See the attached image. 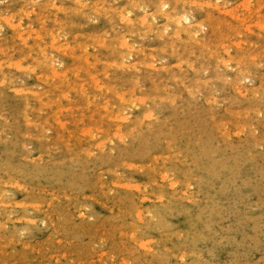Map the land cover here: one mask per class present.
<instances>
[{
  "label": "rangeland",
  "instance_id": "obj_1",
  "mask_svg": "<svg viewBox=\"0 0 264 264\" xmlns=\"http://www.w3.org/2000/svg\"><path fill=\"white\" fill-rule=\"evenodd\" d=\"M24 1H25V3H24ZM27 1L29 2V4L27 3ZM35 1L36 0H22V1H19V0H0V15H1L0 16V46H2V47H0V52L2 53L0 56V66H1L0 67V139H1L0 140V165H1L0 170L3 169V167H4V169L0 171V178H3V179H0V189H1L0 190V199H1L0 200V206L2 205L0 207V222H1L0 223V264H164L165 263L164 261H167L169 259L172 262L171 264H179L178 262H180V264H183V263L185 264L187 261L189 262V260L193 264H194V261L196 264H200V262H201V264H217L218 262H220L218 264H240V263H242V264H257V263L262 264V262L264 264V259H263V256H264V203H262V201L264 202V199H263L264 198V193H263L264 192V188H263L264 185H262V184H264V167H262V166H264V159H263L264 158V156H263L264 155V144H263L264 143V133H263L264 132V129H263L264 128V124H263L264 123V121H263L264 120L263 119L264 118V116H263L264 115L263 114L264 109H262L264 107V104H263L264 103V96H263L264 95V92H263L264 89H262V88H264V86H262V85H264V81H263L264 80V76H263V74H264V37H262V36H264V16H263L264 15L263 14V12H264V0H260V1H258V0H252V1L251 0H247V1L246 0H213V1L212 0L211 1L210 0H205V1H203V0H193V1L192 0H190V1L189 0H183V1L179 0L178 3H176V0H166V1L164 0V2L162 0H161V2H160V0H153V1L152 0H145L144 2H142L143 0H138V1L136 0L137 4H139V6L136 4V1H134V0H114V1L113 0H100L101 2L98 0L99 1V2L97 1L98 3L96 2V0H91L92 2L90 0H89V2H88V0L87 1L86 0H74V1L73 0H62L63 2H61V0L60 1H58V0H50V1L49 0H37L38 3H34ZM64 1H65V3H64ZM84 2L86 3V5ZM142 3H144V5ZM195 3H197V4L195 5ZM23 4H24V6H23ZM60 4H62V5H60ZM127 4H129V5H127ZM131 4L133 5L132 9L133 8H136V9H134V10L130 9ZM134 4H136V5H134ZM155 4H157V5H155ZM211 4H213V5H211ZM218 4H219V6H218ZM221 4H223V5H221ZM249 4L252 7L251 11H249V8H250ZM35 5H36V7H35ZM88 5H90V7ZM92 5L93 6L96 5V6L93 7ZM116 5L118 7L120 6V8H118ZM121 5L125 6L126 8L125 7L121 8L122 7ZM161 5H163V6H161ZM202 5H203V7H202ZM261 5H263V6L261 7ZM22 6H23V8H22ZM38 6H40V7H38ZM67 6H70V7H68V9L66 10ZM109 6H110V8L108 9ZM137 6H138V9H137ZM160 6H161V8H160ZM192 6H194V7H192ZM77 7L79 8V10ZM92 7L94 8V10L92 9ZM139 7H140V9H139ZM141 7L143 9H145L147 12L146 11L144 12L143 9H141ZM196 7H198L197 10H196ZM164 8H165V10H163ZM190 8L191 9L194 8L195 11L191 10ZM199 8L200 9L203 8V9L200 10ZM89 9H91V10H89ZM97 9H100V10H97ZM127 9H129V10L127 11ZM208 9H210V10H208ZM213 9L215 12L212 11ZM63 10H64V12H63ZM130 10H131V12H130ZM33 11H34V13H33ZM80 11H82V12H80ZM84 11H85V13H84ZM94 11H97V12H94ZM99 11H101V12H99ZM109 11H113L114 14H113V12H109ZM186 11H188V12H186ZM217 11L219 14L217 13ZM235 11H236V13H235ZM104 12H108V13L105 14ZM152 12H156V13H152ZM177 12H179V13H177ZM250 12L251 13L253 12V14H251ZM36 13H38V14H36ZM80 13H81V15L85 14V16L84 15L80 16ZM102 13H104V14H102ZM187 13H189V14H187ZM227 13H228V15H227ZM247 13H248V15H247ZM63 14L65 17H63ZM97 14H98L99 18H98V16H96ZM148 14H150V15H148ZM185 14H186V16H185ZM242 14L245 17L242 16ZM93 15L96 17H94ZM101 15H103V16L101 17ZM105 15H107V17H105ZM116 15H117V18H116ZM125 15H127V16H125ZM153 15L156 16L157 18L153 17ZM167 15H171L175 18L182 16L183 21L181 22L180 26H177L175 22L167 19ZM89 16L92 18H89ZM121 16H123V17H121ZM187 16L190 17L189 18V19H191L190 21H188L189 19L185 20V17H187ZM209 16H210V18H208ZM109 17L115 18V21H114V19L112 21V18H109ZM130 17L134 20H132ZM140 17H142V19ZM198 17H199V19H198ZM136 18H138V19H136ZM228 18H230L231 20ZM233 18H234V21L231 24V21L233 20ZM6 19H10V20L12 19L10 24L12 23L13 27H12V25H10L8 23V21H4ZM117 19H119V20H117ZM121 19H122V21H121ZM241 19H242V21H241ZM66 20H67V22H66ZM108 20L110 22H108ZM135 20H137V21H135ZM148 20H150V21L148 22ZM151 20H152L153 24H151L152 23ZM258 20H259V22H258ZM138 21L140 24L138 23ZM65 22L67 23L66 26H68V27L65 26V24H66ZM70 22H72V23H70ZM183 22H185V23H183ZM131 23L133 25L136 24V26L135 25L133 26ZM17 24H18V26H17ZM61 24H62L63 28L60 27ZM112 24H114L115 26L117 25V26L115 27ZM119 24H122L125 27L122 26L123 27V29H122L120 27L121 25H119ZM41 25H42V27H41ZM118 26H119V28H117ZM143 26H144V28H141ZM170 26L173 28L171 29ZM212 26L214 28L213 31H215L214 33L212 32V29H213ZM16 27H17V29H16ZM64 27H66V28H64ZM151 27L154 29H151ZM111 28H112V30H111ZM60 29L62 32H60ZM64 29H66V30H64ZM113 29H114V31H113ZM166 29L169 31H167ZM120 30L122 33L120 32ZM197 30H199V32ZM245 30H247V31H245ZM116 31H117V34H116ZM127 31H129V32H127ZM142 31H143V33H142ZM183 31H185V32H183ZM192 31H195V32H192ZM242 31L244 32V34L242 33ZM252 31H254V32H252ZM257 31H259L260 34H258ZM105 32H107V33H105ZM153 32H154V34H153ZM249 32L251 35L248 34ZM39 33H40V35H39ZM96 33H98V34H96ZM100 33H103L104 35L100 34ZM91 34H94V36ZM118 34L120 35V37L118 36ZM158 34H161V35L159 36ZM188 34L190 37L188 36ZM257 34L260 37L257 36ZM261 34H262V36H261ZM20 35H21V38L17 37ZM100 35L102 36V38ZM137 35H139V36H137ZM157 35L159 36L158 38H157ZM175 35H177V36H175ZM51 36H54L56 38H54V37L52 38ZM104 36H105V38H104ZM115 36H116V38H115ZM121 36L125 37L127 42H128V45L132 46L133 49H135L134 50V56H133V58L131 57L132 59L131 58L130 59H126V58L123 59L122 58V56L125 55V53H124L125 51L123 49L119 48V45H118V42H119ZM144 36L147 38H145ZM203 36H204V38H203ZM88 37L91 40H89ZM106 37L108 40L110 39L112 42L110 40L106 41L107 40ZM108 37H110V38H108ZM129 37H131V38L129 39ZM149 37H152V39L150 40ZM153 37L154 38L156 37V38L154 39ZM178 37H181V38H178ZM200 37H202V39ZM219 37H220V39H219ZM261 37L263 38V40ZM113 39H115V40H113ZM187 39H189V40H187ZM207 39H208V42L206 43ZM94 40H96V41H94ZM101 40L103 42L97 43L98 41H101ZM183 40H184V42H183ZM180 41L183 44L180 43ZM77 42L81 43V44L78 45V44H76ZM83 42H87L88 45L90 43L91 44H90V46H88L87 43H83ZM129 42H131V43H129ZM137 42H139L140 45L137 44ZM188 42L192 43L191 47H190V44ZM18 43H22L21 44L22 46ZM37 43H39L40 49L38 48ZM94 43H95V45L97 43L96 46L97 47L99 46V47L98 48L96 46L93 47L92 45H94ZM108 43H109V45H108ZM30 44H31V46H30ZM42 44H43V48L41 47ZM66 44H68V45H66ZM99 44L102 46L103 50ZM167 44L169 46L170 45H174V46L176 45V46L175 47H172V46L169 47V46H167ZM194 44H195V46H194ZM211 44L213 46H211ZM104 45H107V47ZM3 46H4V48H3ZM57 46H59V47L63 46V47L59 48ZM70 46L72 49H69ZM109 46H110V49H109ZM116 46H117V48H116ZM10 47H11V49H10ZM55 47H56V50H59V51H56V50L53 51ZM50 48H51V50H50ZM100 48H101V50H100ZM173 48L176 52H174ZM8 49H10V50H8ZM42 49H43V51H42ZM62 49L63 50L68 49V51L67 50L63 51ZM116 49L118 50L117 52H116ZM186 49H188V50H186ZM245 49H246V52H245ZM18 50L22 51V52L20 53ZM31 50L33 52H31ZM96 50H97V52H96ZM98 50H100V51L98 52ZM112 50L113 51L115 50V51L113 52ZM160 50H161V52H160ZM182 50L186 51V52L184 53ZM193 50H194V52H193ZM205 50H206V52L204 53ZM226 50H228L229 53ZM259 50H261V51H259ZM28 51H29V53L27 54ZM37 51H39V53ZM138 51H140V52H138ZM171 51L173 53H176V54H173ZM200 51H202V53ZM35 52H37V55H35ZM46 52H48V53H46ZM110 52H112L111 55H109ZM120 52H122V53H120ZM179 52L180 53L182 52L181 55L179 54ZM3 53H5V55H3ZM6 53H8L9 55H7ZM18 53H20V54H18ZM24 53H26V55ZM97 53H99V54H97ZM119 53L122 56L118 55ZM164 53H166V54H164ZM139 54H141V55H139ZM170 54H173V55H170ZM197 54L200 57H198ZM260 54L262 55V57ZM19 55H21L22 58ZM22 55H25V56H22ZM176 55L178 57H175ZM201 55L202 56L204 55L203 58ZM211 55H212V57H211ZM11 56H12V58H9ZM35 56H36V58H34ZM80 56H82V57L80 58ZM94 56H96V57L94 58ZM150 56L152 59H150ZM154 56H155V58H154ZM28 57H30L31 59ZM41 57H42V59H41ZM103 57L106 59H104ZM161 57H164L165 59L164 58L161 59ZM204 58H206V59H204ZM102 59H104V61ZM172 59H174V60H172ZM229 59H231V61ZM79 60L82 62H80ZM89 60L91 62L92 61L93 62L91 63ZM94 60L97 63L99 61H101L100 63H102V62L103 63L99 65V63L98 64L95 63ZM112 60H113V62H112ZM248 60H250V61H248ZM254 60H255V63L253 62ZM8 61L11 63V65L8 63ZM40 61H42L41 63L43 65L46 64V67H48V68H46L45 66H42ZM77 61H79V62H77ZM208 61H209V63H208ZM13 62H16V64ZM17 62H19L18 65H17ZM33 62H34V64H33ZM46 62L48 63V65ZM261 62H263V63H261ZM52 63H53V65H52ZM118 63H119V65H118ZM188 63L190 66L188 65ZM247 63H249V64H247ZM91 64H92V66H91ZM104 64H105V66H108V68H107L108 70L105 67H104L105 69L103 68ZM127 64L129 65V67L131 69L128 67ZM197 64H199V65H197ZM73 65H76V66H73ZM101 65H102V67H101ZM206 65H207V67H206ZM226 65H228V66H226ZM178 66H179V68H178ZM204 66L207 69L202 68ZM216 66H217V68H216ZM50 67H52L53 69H56V67H57V70L59 69V71H62V73L66 72L67 73L66 77L63 79L58 77L59 79H56L52 75H49V74H52V72H53L52 71L53 69ZM74 67H76V69ZM86 67H87V69L89 68L90 70L88 69V71H87ZM208 67L210 68V71H209ZM219 67H221V68H219ZM231 67H232V69H231ZM67 68L68 69L70 68V69L68 70ZM93 68H94V70L91 71V69H93ZM102 68H103V70H102ZM138 68L139 69L141 68L140 71L137 70ZM185 68L187 69V71L185 70ZM46 69L47 70L50 69L51 73H50V70L47 71ZM83 69H84V71H83L84 73L82 72ZM73 70H75V72ZM201 70H203L204 73ZM223 70L225 72H223ZM45 71H47V72H45ZM85 71H87V73H85ZM196 71H198V72L196 73ZM241 72H242V74H240ZM71 73H72V75H71ZM172 73H174L175 75ZM199 73H201V74H199ZM246 73H248V75ZM253 73L255 75L257 74L259 76H257V75L255 76ZM76 74H77V76H76ZM3 75H4L5 79H4ZM10 75H12V76H10ZM69 75H71V76H69ZM117 75L118 76L120 75L119 78H117L118 77ZM183 75H184V77H185V75L187 76V77H185L186 80L182 78ZM201 75H203V76H201ZM224 75L225 76L227 75V76L225 77ZM78 76L79 77L81 76V78H78ZM111 76H112V79H111ZM114 76L116 79L113 78ZM157 76H159V78ZM198 76H200V78H202V79H199ZM243 76H245V77H243ZM248 76H250L252 78L254 77L255 79L253 80L252 78H250ZM261 76H263V77H261ZM45 77H46V79H45ZM176 77H178V78H176ZM179 77H180V79H179ZM242 77L245 79H243ZM257 77L258 78L261 77L262 80H260L261 78L257 79ZM120 78L124 79V80H121ZM222 78H223V82H221ZM55 79H56V82H55ZM72 79L75 81V83L72 81ZM138 79H139V82H137ZM161 79H163V80H161ZM197 79H199V80H197ZM208 79H211L212 82H211V80H208ZM227 79L230 81L228 82ZM52 80H53V82H51ZM61 80L65 81V82H63ZM97 80H98V82H97ZM104 80L106 82H107V80L109 81L107 83V85H106V82H104ZM125 80H127V81H125ZM214 80H215V83H213ZM225 80H227V81H225ZM3 81H4V83H3ZM45 81H46V83H45ZM68 81H70L72 83H70ZM189 81H191V82L189 83ZM207 81H209V82H207ZM250 81H252V82H250ZM22 82H24V83H22ZM66 82H68V84ZM124 82H126V84ZM180 82H182L183 84ZM51 83H53V84H51ZM86 83H88V85ZM92 83H93V85H92ZM121 83L124 85L125 88L122 87V85H120ZM177 83H179V84H177ZM202 83L204 84V86ZM220 83H221V85H220ZM233 83H235V84H233ZM49 84H50V86H49ZM100 84H101V86H100ZM211 84H212V86H211ZM215 84H217V85H215ZM51 85H53L55 88ZM65 85H67V86H65ZM109 85H111V86H109ZM136 85H137V87H136ZM138 85L142 89L141 90L142 92L140 91ZM172 85H173V87L171 88ZM206 85L209 87L207 88ZM2 86H4V90H3ZM76 86H77V88L74 89ZM96 86H97V89L95 88ZM112 86H113V88H111ZM141 86L142 87L144 86L145 88L144 87L142 88ZM158 86H159V88H158ZM223 86H225V87L223 88ZM228 86H229V88H228ZM260 86H262V88L258 89ZM41 87H42V89H41ZM60 87H62L63 90H62V88L59 89ZM66 87H68V89ZM85 87H87V89ZM186 87H187V89H186ZM9 88H10V91H9ZM22 88H24V90ZM106 88H108L109 91ZM155 88H157V90ZM216 88H218L219 90H217ZM11 89H12V91H11ZM26 89H28V90H26ZM49 89H50V91H49ZM80 89L82 91L84 90L85 93L82 92ZM228 89H229V91H227ZM2 90H3V92H2ZM34 90H36V91H34ZM51 90H54V91H51ZM86 90L88 91V93ZM117 90H118V92H117ZM104 91H105V93H107V91H108V94L105 95ZM125 91H126V94H125ZM147 91H149V92H147ZM188 91L190 92V95H189ZM210 91H212V92H210ZM253 91H255V92H253ZM37 92H39V93H37ZM54 92L56 94H54ZM66 92L67 93L70 92L69 93L70 95L67 94ZM75 92H77V93L79 92L80 96H79V93L75 94ZM99 92L101 95L99 94ZM119 92L121 93V95L118 94ZM131 92H132V94H131L132 98H131V96L128 97V95H130ZM195 92H196V94H195ZM197 92H198V94H197ZM259 92H261V93H259ZM4 93H5V95H4ZM63 93H65V97L67 96L66 100H65ZM81 93H83V94H81ZM191 93L193 96H191ZM22 94H23V96H22ZM228 95H229V99H227ZM234 95L237 97H235ZM251 95H252V97H251ZM258 95H260V96H258ZM177 96H179L178 97L179 100L177 99V101H176ZM184 96H186V98L191 103ZM196 96H197V98H196ZM199 96L200 97L202 96L201 97L202 99ZM221 96H222V98L224 97L223 98L224 100L221 98ZM232 96H234V97H232ZM27 97H28V99H27ZM41 97H43V98H41ZM97 97H98V100H97ZM123 97H125L124 100H123ZM127 97L131 98V99L128 100ZM198 97L200 99H198ZM230 97H231V99H230ZM37 98H40V99L37 100ZM92 98H94V99H92ZM111 98L113 100H111ZM163 98L165 99L164 101L161 100ZM168 98L169 99L171 98L172 102H171V99L168 100ZM217 98H220V99H218V102H216ZM26 99H27V101H26ZM45 99H46V101H43ZM51 99H53L54 101ZM104 99H106V100H104ZM107 99H109V100L107 101ZM181 99H183V100H181ZM114 100H116V102ZM150 100H151V102H150ZM199 100H201L200 101L201 103L199 102ZM210 100H213V101H211L212 103L209 102ZM257 100H258V102L259 101L263 102L262 103L263 105L261 104V102L256 103L255 101H257ZM51 101H52V103H51ZM97 101H98V103H96ZM124 101H125V103H124ZM152 101L154 102V104ZM165 101H166V103H165ZM169 101H170V103H169ZM223 101H225V102H223ZM241 101H243V102L240 103ZM20 102H21V104H19ZM39 102H41V103L39 104ZM44 102H46V103H44ZM90 102H91V104L94 102L96 104L91 105ZM113 102L116 106H114ZM135 102H137L138 105ZM144 102H146L145 105H144ZM148 102L150 105H148ZM162 102H164V103H162ZM174 102H175V105L173 106ZM222 102H223V105H222ZM231 102H234V103H231ZM237 102H239V103H237ZM53 103H56V104H53ZM129 103H132V104H129ZM155 103H156V105H155ZM179 103H181V104H179ZM187 103H189L188 104L189 106L187 105ZM250 103H251V105H249ZM106 104H107L108 108H106ZM124 104H125V107L128 105V107H126L128 110L125 107H123ZM151 104H153V105H151ZM157 104H159V106ZM211 104L213 106H215V108ZM216 104H219V105L216 106ZM85 105H87V106L83 107ZM130 105L133 107H130ZM134 105H135L136 109L134 108ZM181 105H183V108ZM206 105H210L211 107H209V106L206 107ZM258 105H259V107L255 108V106H258ZM66 106L68 108H66ZM117 106H122V107H117ZM154 106H155V108H154ZM227 106L229 108H227ZM32 107L34 108V111H33ZM111 107H113V108L111 109ZM61 108L62 109L65 108V109L64 110H58ZM140 108H141V110H140ZM159 108H160V110L157 111ZM230 108L232 110L234 109L233 112ZM253 108H255V109H253ZM67 109H68V111H66ZM105 109H106V111H105ZM211 109H212V111H211ZM259 109H260V111H259ZM41 110H43V111H41ZM130 110L131 111L133 110V111L130 112ZM167 110H168V112H167ZM178 110H179V112H178ZM181 110H183V111H181ZM252 110L253 111L255 110L253 112L254 114L252 113ZM24 111H27V112H24ZM101 111H102V113H101ZM188 111H189V114H188ZM192 111L195 113V115H193L194 113ZM199 111H200V113H198ZM13 112H14V114H13ZM67 112H69V113H67ZM211 112H213V113H211ZM247 112L249 113V116H248ZM55 113H57V114L55 115ZM78 113H80V115ZM125 113H127V114H125ZM151 113H153V114H151ZM261 113H262V115H261ZM27 114H28V117H27ZM37 114H40V115H37ZM103 114H105V115H103ZM128 114L129 115L132 114V115L129 116ZM133 114L135 116L137 114L138 118H135V116ZM222 114L224 116L226 114V117L222 118V116H223ZM236 114L239 117H236ZM244 114H245V116H243ZM166 115H168L169 119H167ZM173 115L175 117H173ZM206 115L208 116L207 117L208 119L204 118V117H206ZM210 115H211L212 120H210L211 119ZM252 115H254L253 118H252ZM52 116H53V118H52ZM85 116H87L89 119L87 120V117H85ZM111 116H113V117H111ZM115 116H117V117L120 116V117L117 118V120H116ZM217 116H218V118H217ZM229 116H233V117H229ZM80 117H83L84 119L80 118ZM97 117H99V118L96 119ZM73 118L76 119V121ZM90 118H92V119H90ZM113 118H114V120H113ZM161 118H163V119H161ZM192 118L193 119L195 118V119L193 120ZM219 118H222V119H219ZM251 118L253 119L252 121H251ZM15 119H18V120L15 121ZM54 119L56 121H54ZM77 119H78V121H77ZM129 119H132L133 121L131 120V122H130ZM149 119H151L152 121H150ZM154 119H157V120H154ZM159 119H161V122H159L160 121ZM177 119H179V120H177ZM188 119H190L192 122L189 120L191 122L190 123L188 121ZM206 119L209 122V124H208V122H206ZM241 119L242 120L244 119L245 122L244 121L242 122ZM248 119L250 121H248ZM259 119H260V121H259ZM100 120H102V122ZM127 120H128V122H127ZM184 120H186V121H184ZM40 121H41V123H40ZM103 121H105V122H103ZM194 121H196V122H194ZM202 121H204V122H202ZM213 121H214V124H213L214 126L212 125ZM261 121H262V123H261ZM74 122H76V123H74ZM109 122H110V124L108 125L107 123H109ZM129 122H130V124H129ZM150 122H152V124ZM197 122H199V124H197ZM252 122L254 124L256 123L255 124L256 126ZM154 123H156V124H154ZM169 123H170V125H167ZM163 124H164V126H163ZM195 124H197V126ZM250 124H252V125L250 126ZM137 125H139L138 128H140V129L139 130L137 129L138 132L137 131L135 132L134 129H136L135 126H137ZM145 125H148V127ZM224 125H225V127H224ZM144 126L147 128L148 132L145 130L146 135L143 137V135L145 133L144 132V128H145ZM167 126H169V127H167ZM184 126H185L187 131L188 130H190V131L187 132L185 130ZM191 126H192V128H190ZM247 126H249V128ZM253 126H254V128H253ZM37 127H38V130H37ZM96 127H98V128H96ZM132 127H134V128L132 129ZM149 127H151V128H149ZM154 127H156L157 129L155 130ZM162 127H164V128H162ZM63 128H65V129H63ZM85 128H86V130H85ZM100 128L103 130H101ZM196 128H197V130H196ZM255 128L256 129L258 128V129L256 130ZM107 129H109L108 130L109 132L107 131ZM159 129H161V130H159ZM191 129H193V130L195 129V130L193 131ZM250 129H251V131L248 132ZM260 129L262 131H260ZM131 130H132V133L130 132ZM210 130H212V131H210ZM221 130L224 132L222 133ZM84 131H86V132L91 131L92 134L97 137V139L95 138L96 140H93L94 136L90 137L91 132L83 134ZM100 131L102 132L101 136H100ZM196 131H197V133L202 132V134L199 133L196 135ZM252 131L254 132V135L252 134L253 133ZM152 132H155L156 135H152ZM160 132L164 135L162 136V134ZM164 132L165 133L170 132V133L168 135V133L165 134ZM213 132L215 133V135ZM243 132H245V133H243ZM103 133H104V135L102 136ZM107 133H109V134H107ZM139 133L141 135H139ZM150 133H151V135H149ZM176 133H178V134H176ZM70 134H72V135H70ZM98 134L100 137L98 136ZM115 134H116V136H115ZM129 134H130V136L132 134V136L129 137ZM237 134H238V136H237ZM125 135H128V136L126 137ZM165 135H168V136L166 137ZM198 135H199V137H198ZM216 135H217V138L214 137ZM258 135L260 137H258ZM58 136H61V138L64 140L62 141V139ZM70 136H72V137H70ZM136 136H137V138H136ZM153 136H154V138H153ZM186 136H187V138H186ZM142 137L145 139V141ZM116 138H117V140H116ZM131 138L132 139L135 138V139L131 140ZM150 138H151L152 145L150 143ZM53 139L54 140L56 139V141L54 142ZM141 139H143V140H141ZM168 139H170V141ZM186 139H187V141H189L188 143H187ZM188 139H191V140H188ZM210 139L213 141H211ZM224 139H226V140H224ZM239 139H241L240 143L238 142ZM248 139H249V141H248ZM49 140H51V142L48 143ZM99 140H100V143H99ZM106 140L110 141L111 144L108 143ZM155 140H157L158 142L156 141L157 142L156 143ZM160 140H162V141H160ZM165 140H167L168 142ZM204 140H206V141H204ZM101 141H102V143H101ZM124 141H125V143H124ZM138 141H140L141 143L139 142V144H138ZM68 142H70V143H68ZM171 142H173L174 146L171 145L172 144ZM180 142H182V143H180ZM259 142H260V145H259ZM45 143H46V145L44 146L45 147L44 148L43 145ZM126 143H128V144H126ZM185 143H187V144L184 147L183 145ZM211 143H214V145H212L214 147L211 146ZM54 144L57 147L53 146ZM101 144H102V146H101ZM115 144H116V146H115ZM159 144L161 145L160 146L161 148L158 146ZM241 144H243L245 147ZM167 145H168V147H167ZM198 145L201 149L198 147ZM224 145H225V147H224ZM46 146H48V148ZM49 146H50V148H52V150L49 148ZM63 146H64V148H63ZM91 146H92V148H91ZM109 146L111 148H114V149H110ZM136 146H138V147L140 146L139 149ZM192 146L196 148V151ZM210 146H211V148H210ZM215 146H216V148H215ZM227 146H228V148H227L228 150L225 149ZM232 146H233V148H232ZM246 146H247V148H246ZM106 147H109V148H106ZM115 147H118V149ZM150 147H151V149H149ZM203 147L205 149H207V151ZM242 147L244 148V150ZM70 148H71V150H70ZM102 148L104 149V151ZM184 148H185V151L183 152ZM186 148L189 149V153H187ZM46 149H49V150H46ZM107 149L111 150V151H108ZM152 149H153V151H151ZM175 149H176V151H175ZM177 149H180V150H177ZM190 149L191 150L194 149L193 151L199 152V153L194 154V152H192ZM197 149L199 151H197ZM235 149H237L236 150L237 153H236ZM245 149L246 150L249 149V151H251V153H253V154L248 152V155H247L246 154L247 151H245ZM26 150H27V152H26ZM105 150H107V151H105ZM121 150H123V151H121ZM137 150H139V151H137ZM200 150L201 151L203 150V151L200 153ZM215 150H218V152ZM6 151H7V153H6ZM69 151H70V154H69ZM96 151H97V153H96ZM150 151H151V153H149ZM204 151L206 154H208V152H210V153L208 155H206L204 153ZM213 151H215V152H213ZM129 152H132V153H129ZM139 152H141V154ZM241 152H242V154H241ZM4 153H6V154H4ZM111 153H112V155H111ZM119 153H120V155H119ZM148 153H149V155H148ZM180 153H182V154H180ZM238 153L240 156L238 155ZM261 153H263V154L261 155ZM48 154L50 156H48ZM137 154H139V155H137ZM166 154H169V155L167 156ZM177 154H178V156H177ZM187 154H189V155H187ZM190 154H193V156L195 155V157L193 158V156ZM202 154H203V156L201 157ZM234 154L236 157L233 156ZM249 154H251V155H249ZM259 154L263 157H261ZM70 155H72L73 158H70L71 157ZM77 155H79L78 158H80V159L77 158ZM86 155L90 159L86 158V159H83V161H82L81 157H83V156L85 157ZM159 155L161 156V158ZM227 155L229 157H227ZM185 156H187L186 157L187 159L185 158ZM189 156H191V157H189ZM237 156H239V157H237ZM248 156H249V160H251V161L247 160V162H246V160H244V159H248ZM258 156H260V157H258ZM41 157H43V158H41ZM61 157L63 159H61ZM74 157H76V158H74ZM183 157L185 159H183ZM200 157L202 159H200ZM223 157H225V158H223ZM255 157H257V158H255ZM65 158L68 160H66ZM157 158H158V160H157ZM167 158L170 160H168ZM232 158H236V160L232 159ZM242 158H243V160H242ZM41 159H42V161H41ZM102 159L105 160L106 162L105 161L103 162ZM153 159H154V161H153ZM166 159L168 160V162H166L167 161ZM172 159H174V160H172ZM192 159H193V161H192ZM198 159H200V161ZM47 160L51 161V162L46 163L45 161H47ZM58 160H60V161H58ZM86 160H88L89 162H86ZM155 160L158 162H156ZM171 160H172V162H169ZM184 160H186V161H184ZM204 160L205 161L207 160V161L205 162ZM208 160L209 161L211 160L213 162L210 161L211 162L210 163ZM256 160H258V161H256ZM3 161H4V163H3ZM40 161H41V163H40ZM74 161L77 164L76 165L77 168L75 167V164H73L74 165L73 166L71 163H69V162L74 163ZM79 161H81V162H79ZM117 161H121L122 163L117 162ZM124 161L126 163H124ZM194 161H197V162H195L196 164H194ZM215 161L216 162L218 161V163L224 162L225 165H227V164L228 165L225 166L224 163H222L223 165L219 164V166H217L218 163H215ZM226 161H228V162H226ZM240 161H242V162L240 163ZM262 161H263V164H262ZM7 162H10V163H7ZM33 162H34V164H32ZM184 162H186V164ZM187 162H189V163H187ZM259 162H261L262 166L260 165ZM45 163L47 165L52 164L53 166L51 165V167H49L50 165L47 166ZM160 163H161V165H160ZM174 163L175 164L177 163L176 165L178 167H176V165ZM180 163H183V164H180ZM198 163L200 165H202L204 163L205 166H203L204 165L203 164L202 166H200V169H199V168H197V167H199ZM208 163H210V164H208ZM214 163H215V165H214ZM236 163L238 165H235ZM207 164H208V167H206ZM2 165H4V166L2 167ZM8 165H10V166H8ZM117 165H119V167ZM154 165H156V166H154ZM157 165H159L158 168H157ZM168 165H169V167H168ZM213 165H214V167H213ZM230 165L232 167L234 166L235 169H233ZM5 166H6V168H5ZM40 166H42L43 168ZM61 166L63 168H61ZM92 166L94 169L88 170V173L84 172V171H87V169L91 168ZM164 166L166 168H164ZM172 166H174V167L171 168ZM188 166H190L189 169H188ZM12 167L15 169V172L12 171V170H14ZM53 167H55V168L57 167L56 168L57 172L55 171V168H53ZM80 167L84 168V169H81ZM98 167H99V169H98ZM150 167H153L154 170H151L153 168L150 169ZM192 167H194L193 169H195V170L192 171ZM225 167L228 169L225 170ZM236 167H237V169H236ZM254 167H256V168H254ZM16 168L19 169L20 171L17 170ZM52 168L54 169V172H56L58 174L53 173ZM115 168H117L116 171H115ZM169 168H171L172 170L170 171ZM185 168H186V170H185ZM214 168H215V170H214ZM221 168H222V170H221ZM261 168L263 171H261ZM50 169L52 170L51 172H50ZM106 169H108V170H106ZM176 169H178V170H176ZM204 169L208 173L204 172L205 171ZM216 169L217 170L219 169V171H217ZM75 170H77V171H75ZM175 170L177 171V173ZM187 170H188V172H187ZM210 170H212V171H210ZM229 170H231V171H229ZM233 170H234V172H233ZM6 171L8 172V174ZM17 171H19V172H17ZM42 171L45 173H43ZM46 171H49V173L46 174L47 173ZM113 171H114L115 175H114ZM165 171H167L168 173ZM178 171H179V173H178ZM190 171L192 174L190 173ZM64 172H66V173H64ZM74 172H76V174ZM98 172H99V174H96ZM171 172H173V174ZM214 172L217 174H215ZM60 173H62V174H60ZM84 173L85 174L87 173L86 176L83 175ZM91 173H92V175H91ZM165 173H167L168 176ZM175 173H176V175H174ZM218 173H219V175H218ZM78 174L83 175V176H80ZM150 174H153V175H150ZM186 174H187V176H186ZM199 174L202 178L199 176ZM231 174H233V175H231ZM48 175H51V177H49ZM53 175L54 176L57 175V176L54 177ZM64 175H65V177H64ZM161 175L165 176V178H163V176H161ZM227 175H229V178ZM235 175H236V177H235ZM238 175H240V176H238ZM9 176H13V177L9 178ZM61 176H63V177H61ZM78 176L80 179L78 178ZM111 176H113V178ZM117 176H118V179H117ZM196 176H198V177H196ZM260 176L263 178L260 179ZM46 177H49V178L47 179ZM59 177H60V180L58 179ZM95 177L97 179H100V178L101 179L97 180ZM119 177H122L123 179L119 178ZM125 177H127V178H125ZM157 177H159V178H157ZM161 177H162V179H161ZM180 177H182V178L180 179ZM224 178H226L228 180H226ZM255 178H257V179L255 180ZM163 179H164V181H163ZM167 179H168V181H167ZM184 179H185V181H184ZM207 179L210 181L212 180L211 181L212 183L210 181L207 182ZM237 179H239V180H237ZM262 179H263V181H262ZM101 180H102V182L99 183ZM154 180H156V181L154 182ZM229 180H231V182ZM233 180H234V182H233ZM242 180L244 182H242ZM248 180L253 181V182H251L252 184ZM3 181H5V183ZM61 181H63V182H61ZM64 181L66 182L67 185H69V186L72 185L71 186L72 188L71 187L69 188V186H67ZM75 181H76V183H75ZM125 181H127V182H125ZM141 181H143V182H141ZM246 181L248 183H246ZM255 181H258L259 183L257 182V184H255L256 183ZM114 182H116V183H114ZM133 182H135V183H133ZM136 182H139V184L140 183L141 184L139 185ZM162 182H163V184H162ZM61 183H63V184H61ZM118 183H121V184H118ZM145 183H146V185H145ZM187 183H189V184H187ZM227 183H229V184H227ZM98 184H100V185H98ZM102 184H103V186H102ZM202 184H203V186H202ZM222 184H223L224 188H223V186H219ZM2 185H4V186H2ZM59 185H62V186H59ZM150 185H151V187H150ZM162 185H163V187H162ZM256 185H258V186H256ZM65 186H67L68 188ZM73 186H75L76 188ZM98 186H99V188H98ZM139 186L141 189L139 188ZM195 186H196V188H195ZM261 186L263 189L261 188ZM159 187H160V189H159ZM235 187H236V189H235ZM250 187L251 188L253 187V188L251 189ZM129 188L132 189L131 191H133L131 194H132V196L134 195V199L132 196H130L131 195L130 190L128 191ZM149 188L150 189L152 188V191L155 195L152 192H150L151 190ZM259 189H261V190H259ZM221 190H223V191L221 192ZM255 190H257V191H255ZM126 191H128V192L125 193ZM145 191H147L148 194L145 193ZM184 191H186L187 193ZM156 192H158V193L156 194ZM197 192H198V194H197ZM220 192H221V194H220ZM223 192H224V194H222ZM206 194H209V195H206ZM213 194H214V198H213ZM123 195H124V198H123ZM125 195L129 196L128 198L130 200L126 199L127 197ZM157 195L160 198H162L161 197V195H162L163 198L157 200L159 198ZM215 195H216V197H215ZM5 196H6V198H4ZM130 197H132V198H130ZM174 197H176V199ZM191 198H192V200H189ZM131 199H133L132 203L131 202L129 203V201H131ZM234 199H236L237 201ZM183 200H185V201H183ZM240 200H242L243 203ZM5 201H6V203H5ZM124 201L126 202V204L124 203ZM168 201H170V202H168ZM135 202H136V205H135ZM156 202H157V204H156ZM249 202H250V204H249ZM251 202H252V204H251ZM128 203L130 205L132 204V206L134 205L133 208L136 210L131 208V206L129 207ZM139 203H140V206H138ZM166 203H167V205H166ZM233 203H235V204H233ZM246 203H248V204H246ZM240 204H242V205H240ZM247 205H249L250 207H248ZM257 205L260 206V208L259 207L257 208ZM9 206H10V208L11 207L12 208L10 209ZM121 206L123 208H121ZM253 206H255V207H253ZM6 207H7V209H6ZM124 207H125V209H124ZM146 207H147V209H146ZM152 207H155V208H153L154 210L152 209ZM156 207L159 209V211ZM163 207H164V209H163ZM211 207H213V209ZM129 209H131L132 211ZM148 209H149L148 212L150 214H147ZM186 209L188 210V212H186L187 211ZM248 209H250L251 211L249 210L250 211L249 212ZM10 210H12V211H10ZM182 210H183V212H182ZM156 212L157 213L160 212V213L156 214ZM260 213L263 215H261ZM188 214H190V215H188ZM153 215H154V218L152 217ZM160 215H162V216H160ZM168 215H171V216H168ZM172 215H174V216H172ZM246 215H249L250 219ZM257 215H258V217H257ZM118 216H121V217H118ZM163 216L165 218H168V219H166V220H168V222H166L165 219H163L164 218ZM128 217H130V218L128 219ZM132 217H134L135 219ZM157 217L159 219H157ZM160 217L162 218L163 222H162V220H160ZM125 219H127V220H125ZM132 219H134L135 221H133ZM185 219H187V220H185ZM126 221H128V223L131 226H129V224ZM142 221H143V224H142ZM157 221H159L158 225L156 223ZM251 221H252V223H251ZM257 221L259 222V224ZM151 222H153V223H151ZM138 223H140V224H138ZM145 223L149 224V226H148L149 228L147 227V224H146V226H144ZM155 223H156V225H155ZM161 223H163L165 226L161 225L162 226L161 227L160 226ZM167 223H169V225H167ZM4 224H5V226H4ZM132 224H134V225L132 226ZM253 224H254V226H253ZM124 225H126L128 227H126ZM139 225H141V226H139ZM152 225L155 228H152ZM174 225H176L177 227ZM157 226H159V227H157ZM208 226H209V228H208ZM256 226H258V227H256ZM168 227H170V228H168ZM222 227H225V228H222ZM164 228L165 229L167 228L170 230H167V229L163 230ZM152 229H154L155 231ZM156 229H161V230H159V234H158V230H156ZM191 229H192V231H191ZM249 229H251V230H249ZM144 231H146V233ZM166 231H167V233H165ZM177 231L179 233H177ZM180 231L182 233H180ZM151 233L153 235H150ZM143 234H144V236H143ZM165 234H167V235H165ZM133 235L135 236L136 240H135ZM157 235L160 236L162 239L160 237H157ZM190 235H192L194 238ZM142 236L144 238H142ZM171 236H172V238H170ZM188 236H189V238H188ZM213 236H215V237H213ZM129 237H131V238H129ZM233 237H235V239ZM250 237H252V238H250ZM152 239H153V241H152ZM154 239L155 240L157 239V240L155 241ZM218 239H219V241H218ZM241 239H243V240H241ZM256 239H258V240H256ZM159 240H161V241H159ZM193 240L195 242H192ZM203 240H205V241H203ZM133 241H134V243H133ZM196 241H198V243L200 242L199 243L200 245L197 244ZM241 242L243 244H241ZM140 243H142L143 245H145L147 247H141ZM156 243H157V245H156ZM158 243L161 245H159ZM175 243L177 244L176 245L177 247H173V246H175ZM185 243L188 245L186 246ZM222 243H223V246L221 245ZM164 245H166L167 248L171 246L170 247L171 249L170 248L167 249ZM188 246H190V247H188ZM152 247H154V248H152ZM158 247L161 248L160 251H159ZM192 247H194V248H192ZM175 248H176V251H175ZM148 250H150V252ZM221 250L223 253H221ZM161 251H163V252L165 251V252L163 253ZM167 252H168V255H167ZM245 252H247V253H245ZM184 253H185V255H184ZM194 253H195V255H194ZM172 254H173V256H172ZM190 254H192V255H190ZM162 256H164V257H162ZM178 256L180 257V259H178L179 258ZM200 256L202 259H200ZM187 257H189V258H187ZM197 257H199V258H197ZM259 257L262 260L259 259ZM183 258L185 261H182L183 262L182 263L180 260H183ZM164 259H166V260H164ZM197 259L199 262H196ZM205 259H207V260H205ZM170 260L167 261V263H165V264H170ZM207 261H208V263H206ZM188 262L186 264H190V262L189 263Z\"/></svg>",
  "mask_w": 264,
  "mask_h": 264
},
{
  "label": "bare ground",
  "instance_id": "obj_2",
  "mask_svg": "<svg viewBox=\"0 0 264 264\" xmlns=\"http://www.w3.org/2000/svg\"><path fill=\"white\" fill-rule=\"evenodd\" d=\"M19 1H22V0H19ZM49 1H50V0H49ZM58 1H60V0H58ZM73 1H74V0H73ZM86 1H87V0H86ZM86 1H85V2H86ZM90 1H91V0H90ZM97 1H98V0H96V2H97ZM99 1H100V0H99ZM99 1H98V2H99ZM113 1H114V0H113ZM134 1H136V0H134ZM137 1H138V0H137ZM137 1H136V4H137ZM144 1H145V0H143L142 2H144ZM152 1H153V0H152ZM162 1L164 2V0H162ZM165 1H166V0H165ZM178 1H179V0H176V3H178ZM182 1H183V0H182ZM189 1H190V0H189ZM192 1H193V0H192ZM203 1H205V0H203ZM210 1H211V0H210ZM212 1H213V0H212ZM246 1H247V0H246ZM251 1H252V0H251ZM258 1H260V0H258ZM44 2H45V1H44ZM61 2H63V1L61 0ZM68 2H69V1H68ZM80 2H81V1H80ZM85 2H84V3H85ZM88 2H89V0H88ZM91 2H92V1H91ZM98 2H97V3H98ZM100 2H101V1H100ZM160 2H161V0H160ZM187 2H188V1H187ZM197 2H198V1H197ZM201 2H202V1H201ZM207 2H208V1H207ZM22 3H23V2H22ZM24 3H25V1H24ZM27 3L29 4L28 1H27ZM34 3H38V1L36 0ZM39 3H40V2H39ZM45 3H46V2H45ZM64 3H65V1H64ZM102 3H103V2H102ZM107 3H108V2H107ZM109 3H110V2H109ZM138 3H139V2H138ZM149 3H150V2H149ZM168 3H169V2H168ZM243 3H244V2H243ZM41 4H42V3H41ZM81 4H82V3H81ZM81 4H80V5H81ZM95 4H96V3H95ZM136 4H134V5H136ZM142 4L144 5V3H142ZM142 4H141V5H142ZM147 4H148V3H147ZM165 4H166V3H165ZM196 4H197V3H195V5H196ZM250 4H251V3H250ZM250 4H249V6H250ZM32 5H33V4H32ZM32 5H31V6H32ZM44 5H45V4H44ZM60 5H62V4H60ZM85 5H86V3H85ZM97 5H98V4H97ZM100 5H101V4H100ZM100 5H99V6H100ZM108 5H109V4H108ZM112 5H113V4H112ZM127 5H129V4H127ZM137 5L139 6V4H137ZM143 5H142V6H143ZM149 5H150V4H149ZM155 5H157V4H155ZM166 5H167V4H166ZM192 5H193V4H192ZM211 5H213V4H211ZM221 5H223V4H221ZM252 5H253V4H252ZM23 6H24V4H23ZM23 6H22V8H23ZM27 6H28V5H27ZM40 6H41V5H40ZM40 6H38V7H40ZM50 6H51V5H50ZM65 6H66V5H65ZM88 6L90 7V5H88ZM92 6H93V5H92ZM94 6H96V5H94ZM94 6H93V7H94ZM116 6H117V5H116ZM116 6H115V7H116ZM121 6H122V5H121ZM132 6H133V5L131 4V6H130L131 8H130V7H129V8L132 9ZM138 6H137V9H138ZM146 6H147V5H146ZM146 6H145V7H146ZM161 6H163V5H161ZM161 6H160V8H161ZM164 6H165V5H164ZM168 6H169V5H168ZM204 6H205V5H204ZM218 6H219V4H218ZM262 6H263V5H261V7H262ZM35 7H36V5H35ZM68 7H70V6H67V7H66V10L68 9ZM86 7H87V6H86ZM93 7H92V9L94 10ZM117 7H118V6H117ZM124 7H125V6H122L121 8H124ZM166 7H167V6H166ZM182 7H183V6H182ZM192 7H194V6H192ZM199 7H200V6H199ZM202 7H203V5H202ZM210 7H211V6H210ZM41 8H42V7H41ZM73 8H74V7H73ZM77 8H78V7H77ZM77 8H76V9H77ZM80 8H81V7H80ZM96 8H97V7H96ZM100 8H101V7H100ZM109 8H110V6L108 7V9H109ZM118 8H120V6H119ZM125 8H126V7H125ZM158 8H159V7H158ZM160 8H159V9H160ZM184 8H185V7H184ZM184 8H183V9H184ZM214 8H215V7H214ZM251 8H252V7L250 6L249 11H251ZM51 9H52V8H51ZM85 9H86V8H85ZM103 9H104V8H103ZM115 9H116V8H115ZM134 9H136V8H133L132 10H134ZM139 9H140V7H139ZM141 9H143V8L141 7ZM149 9H150V8H149ZM190 9H191V8H190ZM197 9H198V7H196V10H197ZM199 9H200V8H199ZM202 9H203V8H202ZM202 9H200V10H202ZM215 9H216V8H215ZM218 9H219V8H218ZM224 9H225V8H224ZM236 9H237V8H236ZM31 10H32V9H31ZM64 10H65V9H64ZM64 10H63V12H64ZM78 10H79V8H78ZM78 10H77V11H78ZM89 10H91V9H89ZM97 10H100V9H97ZM122 10H123V9H122ZM124 10H125V9H124ZM128 10H129V9H127V11H128ZM160 10H161V9H160ZM163 10H165V8H164ZM179 10H180V9H179ZM184 10H185V9H184ZM187 10H188V9H187ZM191 10H194V8L191 9ZM208 10H210V9H208ZM104 11H105V10H104ZM113 11H114V10H113ZM113 11H109V12H113ZM143 11L145 12L146 10L143 9ZM194 11H195V10H194ZM212 11H214V9H213ZM212 11H211V12H212ZM252 11H253V10H252ZM69 12H70V11H69ZM69 12H68V13H69ZM80 12H82V11H80ZM88 12H89V11H88ZM90 12H91V11H90ZM94 12H97V11H94ZM99 12H101V11H99ZM102 12H103V11H102ZM117 12H118V11H117ZM130 12H131V10H130ZM146 12H147V11H146ZM166 12H167V11H166ZM166 12H165V13H166ZM171 12H172V11H171ZM179 12H180V11H179ZM179 12H177V13H179ZM186 12H188V11H186ZM214 12H215V11H214ZM33 13H34V11H33ZM55 13H56V12H55ZM58 13H59V12H58ZM71 13H72V12H71ZM84 13H85V11H84ZM104 13L106 14V13H108V12H104ZM104 13H102V14H104ZM152 13H156V12H152ZM184 13H185V12H184ZM189 13H190V12H189ZM189 13H187V14H189ZM193 13H194V12H193ZM207 13H208V12H207ZM217 13H218V11H217ZM235 13H236V11H235ZM237 13H238V12H237ZM243 13H244V12H243ZM248 13H249V12H248ZM248 13H247V15H248ZM250 13H251V12H250ZM36 14H38V13H36ZM64 14H65V13H64ZM64 14H63V17H65ZM72 14H73V13H72ZM86 14H87V13H86ZM91 14H92V13H91ZM95 14H96V13H95ZM109 14H110V13H109ZM113 14H114V12H113ZM115 14H116V13H115ZM218 14H219V13H218ZM218 14H217V15H218ZM238 14H239V13H238ZM251 14H253V12H252ZM261 14H262V13H261ZM263 14H264V12H263ZM74 15H75V14H74ZM83 15L85 16V14H82V15H81V13H80V16H83ZM134 15H135V14H134ZM139 15H140V14H139ZM139 15H138V16H139ZM142 15H143V14H142ZM142 15H141V16H142ZM148 15H150V14H148ZM155 15H156V14H155ZM178 15H179V14H178ZM213 15H214V14H213ZM227 15H228V13H227ZM0 16H1V15H0ZM60 16H61V15H60ZM60 16H59V17H60ZM71 16H72V15H71ZM87 16H88V15H87ZM93 16H94V15H93ZM96 16H98V14H97ZM96 16H94V17H96ZM102 16H103V15H101V17H102ZM111 16H112V15H111ZM125 16H127V15H125ZM129 16H130V15H129ZM143 16H144V15H143ZM185 16H186V14H185ZM196 16H197V15H196ZM196 16H195V17H196ZM242 16H244V15L242 14ZM263 16H264V15H263ZM8 17H9V16H8ZM8 17H7V18H8ZM63 17H62V18H63ZM67 17H68V16H67ZM73 17H74V16H73ZM76 17H77V16H76ZM105 17H107V15H105ZM121 17H123V16H121ZM135 17H136V16H135ZM150 17H151V16H150ZM153 17H156V16L153 15ZM160 17H161V16H160ZM244 17H245V16H244ZM2 18H3V17H2ZM11 18H12V17H11ZM89 18H92V17L89 16ZM98 18H99V16H98ZM109 18H112V17H109ZM116 18H117V15H116ZM130 18H131V17H130ZM140 18L142 19V17H140ZM156 18H157V17H156ZM182 18H183L182 16H179V17H176V18H175V17H173V16H171V15H167V19L170 20V21L175 22L177 26H180L181 22L183 21ZM189 18H190V17L187 16V17H185V20H188ZM208 18H210V16H209ZM225 18H226V17H225ZM239 18H240V17H239ZM248 18H249V17H248ZM248 18H247V19H248ZM13 19H14V18H13ZM17 19H18V18H17ZM86 19H87V18H86ZM113 19H114V21H115V18H112V21H113ZM131 19H132V18H131ZM136 19H138V18H136ZM162 19H163V18H162ZM198 19H199V17H198ZM228 19H230V18H228ZM253 19H254V18H253ZM253 19H252V20H253ZM39 20H40V19H39ZM117 20H119V19H117ZM132 20H134V19H132ZM146 20H147V19H146ZM156 20H157V19H156ZM190 20H191V19H189L188 21H190ZM220 20H221V19H220ZM222 20H223V19H222ZM230 20H231V19H230ZM254 20H255V19H254ZM256 20H257V19H256ZM4 21H8V23L10 24V22L12 21V19H11V20H10V19H6V20H4ZM40 21H41V20H40ZM62 21H63V20H62ZM69 21H70V20H69ZM121 21H122V19H121ZM126 21H127V20H126ZM128 21H129V20H128ZM130 21H131V20H130ZM135 21H137V20H135ZM149 21H150V20H148V22H149ZM170 21H169V22H170ZM196 21H197V20H196ZM233 21H234V18H233V20L231 21V24H232ZM235 21H236V20H235ZM238 21H239V20H238ZM241 21H242V19H241ZM241 21H240V22H241ZM18 22H19V21H18ZM60 22H61V21H60ZM66 22H67V20H66ZM66 22H65V23H66ZM108 22H110V21L108 20ZM123 22H124V21H123ZM148 22H147V23H148ZM151 22H152V20H151ZM258 22H259V20H258ZM61 23H62V22H61ZM65 23H64V24H65ZM70 23H72V22H70ZM115 23H116V22H115ZM125 23H126V22H125ZM129 23H130V22H129ZM129 23H128V24H129ZM138 23H139V21H138ZM159 23H160V22H159ZM183 23H185V22H183ZM192 23H193V22H192ZM198 23H199V22H198ZM203 23H204V22H203ZM236 23H237V22H236ZM131 24H132V23H131ZM139 24H140V23H139ZM151 24H153V22H152ZM160 24H161V23H160ZM171 24H172V23H171ZM200 24H201V23H200ZM231 24H230V25H231ZM10 25H12V23H11ZM66 25H67V23L65 24V26H66ZM112 25H114V24H112ZM112 25H111V26H112ZM119 25H121L120 27L123 29L122 26H124V25H122V24H119ZM132 25H133V24H132ZM134 25L136 26V24H134ZM134 25H133V26H134ZM183 25H184V24H183ZM195 25H196V24H195ZM15 26H16V25H15ZM17 26H18V24H17ZM69 26H70V25H69ZM114 26H115V25H114ZM116 26H117V25H116ZM116 26H115V27H116ZM138 26H139V25H138ZM140 26H141V25H140ZM144 26H145V25H144ZM144 26L141 27V28H144ZM148 26H149V25H148ZM159 26H160V25H159ZM12 27H13V25H12ZM41 27H42V25H41ZM60 27L63 28V27H62V24L60 25ZM66 27H68V26H66ZM66 27H64V28H66ZM124 27H125V26H124ZM127 27H128V26H127ZM145 27H146V26H145ZM149 27H150V26H149ZM149 27H148V28H149ZM170 27H171V26H170ZM202 27H203V26H202ZM204 27H205V26H204ZM243 27H244V26H243ZM249 27H250V26H249ZM251 27H252V26H251ZM14 28H15V27H14ZM117 28H119V26H118ZM135 28H136V27H135ZM159 28H160V27H159ZM172 28H173V27H171V29H172ZM197 28H198V27H197ZM205 28H206V27H205ZM212 28H213V26H212ZM16 29H17V27H16ZM136 29H137V28H136ZM151 29H154V28L151 27ZM162 29H163V28H162ZM193 29H194V28H193ZM230 29H231V28H230ZM249 29H250V28H249ZM64 30H66V29H64ZM111 30H112V28H111ZM111 30H110V31H111ZM144 30H145V29H144ZM163 30H164V29H163ZM166 30H167V29H166ZM213 30H214V28L212 29V32L214 33L215 31H213ZM240 30H241V29H240ZM21 31H22V30H21ZM108 31H109V30H108ZM108 31H107V32H108ZM113 31H114V29H113ZM140 31H141V30H140ZM147 31H148V30H147ZM153 31H154V30H153ZM164 31H165V30H164ZM167 31H169V30H167ZM195 31H196V30H195ZM195 31H192V32H195ZM197 31L199 32V30H197ZM220 31H221V30H220ZM227 31H228V30H227ZM243 31H244V30H243ZM243 31H242V33L244 34ZM245 31H247V30H245ZM60 32H62L61 29H60ZM63 32H64V31H63ZM107 32H105V33H107ZM120 32H121V30H120ZM127 32H129V31H127ZM145 32H146V31H145ZM156 32H157V31H156ZM156 32H155V33H156ZM160 32H161V31H160ZM173 32H174V31H173ZM183 32H185V31H183ZM192 32H191V33H192ZM252 32H254V31H252ZM257 32H258V34H260L259 31H257ZM35 33H36V32H35ZM52 33H53V32H52ZM94 33H95V32H94ZM108 33H109V32H108ZM121 33H122V32H121ZM133 33H134V32H133ZM137 33H138V32H137ZM142 33H143V31H142ZM142 33H141V34H142ZM180 33H181V32H180ZM186 33H187V32H186ZM221 33H222V32H221ZM223 33H224V32H223ZM245 33H246V32H245ZM255 33H256V32H255ZM18 34H19V33H18ZM37 34H38V33H37ZM96 34H98V33H96ZM100 34H103V33H100ZM116 34H117V31H116ZM153 34H154V32H153ZM162 34H163V33H162ZM176 34H177V33H176ZM204 34H205V33H204ZM233 34H234V33H233ZM248 34H250V32H249ZM258 34H257V36H259ZM39 35H40V33H39ZM51 35H52V34H51ZM91 35L94 36V34H91ZM91 35H90V36H91ZM103 35H104V34H103ZM108 35H109V34H108ZM108 35H107V36H108ZM139 35H140V34H139ZM139 35H137V36H139ZM155 35H156V34H155ZM155 35H154V36H155ZM158 35L160 36L161 34H158ZM158 35H157V38L159 37ZM173 35H174V34H173ZM190 35H191V34H190ZM213 35H214V34H213ZM250 35H251V34H250ZM55 36H56V35H55ZM90 36H89V37H90ZM98 36H99V35H98ZM100 36H101V35H100ZM109 36H110V35H109ZM118 36L120 37L119 34H118ZM118 36H117V37H118ZM146 36H147V35H146ZM162 36H163V35H162ZM162 36H161V37H162ZM164 36H165V35H164ZM175 36H177V35H175ZM188 36H189V34H188ZM196 36H197V35H196ZM261 36H262V34H261ZM17 37L21 38V35H20V36H17ZM51 37L53 38L54 36H51ZM89 37H88V39L91 40ZM95 37H96V36H95ZM144 37H145V36H144ZM189 37H190V36H189ZM259 37H260V36H259ZM262 37H264V36H262ZM262 37H261V38H262ZM22 38H23V37H22ZM54 38H56V37H54ZM99 38H100V37H99ZM101 38H102V36H101ZM104 38H105V36H104ZM108 38H110V37H108ZM115 38H116V36H115ZM130 38H131V37H129V39H130ZM136 38H137V37H136ZM141 38H142V37H141ZM145 38H147V37H145ZM149 38H150V40L152 39V37H149ZM153 38H154V37H153ZM155 38H156V37H155ZM155 38H154V39H155ZM178 38H181V37H178ZM200 38L202 39V37H200ZM203 38H204V36H203ZM209 38H210V37H209ZM209 38H208V39H209ZM227 38H228V37H227ZM88 39H87V40H88ZM96 39H97V38H96ZM106 39H107V37H106ZM129 39H128V40H129ZM142 39H143V38H142ZM182 39H183V38H182ZM208 39H207L206 43L208 42ZM219 39H220V37H219ZM237 39H238V38H237ZM87 40H86V41H87ZM99 40H100V39H99ZM109 40H110V39H109ZM109 40L107 39L106 41H109ZM113 40H115V39H113ZM147 40H148V39H147ZM175 40H176V39H175ZM187 40H189V39H187ZM193 40H194V39H193ZM217 40H218V39H217ZM241 40H242V39H241ZM262 40H263V38H262ZM56 41H57V40H56ZM82 41H83V40H82ZM84 41H85V40H84ZM94 41H96V40H94ZM110 41H111V40H110ZM145 41H146V40H145ZM176 41H177V40H176ZM178 41H179V40H178ZM199 41H200V40H199ZM235 41H236V40H235ZM78 42H79V41H78ZM78 42H77L76 44H78V45L81 44V43H78ZM99 42H103V41L101 40V41H98L97 43H99ZM111 42H112V41H111ZM111 42H110V43H111ZM170 42H171V41H170ZM183 42H184V40H183ZM203 42H204V41H203ZM203 42H202V43H203ZM83 43H87V42H83ZM97 43H96V45H97ZM129 43H131V42H129ZM140 43H141V42H140ZM180 43H182V42L180 41ZM188 43L190 44V47H191V44H192V43H190V42H188ZM199 43H200V42H199ZM224 43H225V42H224ZM224 43H223V44H224ZM242 43H243V42H242ZM18 44L21 45L22 43H18ZM37 44H38V48H39V43H37ZM90 44H91V43H90ZM90 44L88 45V43H87L88 46H90ZM92 44H93V43H92ZM137 44H139V42H137ZM169 44H170V43H169ZM182 44H183V43H182ZM212 44H213V43H212ZM212 44H211V46H213ZM221 44H222V43H221ZM227 44H228V43H227ZM232 44H233V43H232ZM257 44H258V43H257ZM259 44H260V43H259ZM262 44H263V43H262ZM16 45H17V44H16ZM40 45H41V44H40ZM66 45H68V44H66ZM66 45H65V46H66ZM96 45H95V43H94V45H92V46L95 47ZM99 45H100V44H99ZM108 45H109V43H108ZM110 45H111V44H110ZM118 45H119V48H121V49H123V50L125 51V52H124V53H125L124 56H122V55L120 54V53H122L123 51L120 52L118 55H121L123 59H124V58H126V59H130L131 57L133 58V56H134V50H135V49H133L132 46L128 45V42H127V40H126L125 37H122V36H121V38H120V40H119V42H118ZM139 45H140V44H139ZM141 45H142V44H141ZM229 45H230V44H229ZM4 46H5V45H4ZM4 46H3V48H4ZM21 46H22V45H21ZM30 46H31V44H30ZM71 46H72V45H71ZM71 46L69 47V49H72ZM74 46H75V45H74ZM83 46H84V45H83ZM100 46H101V45H100ZM104 46L107 47V45H104ZM112 46H113V45H112ZM142 46H143V45H142ZM167 46H169V45L167 44ZM171 46H172V47H175L176 45H175V46H174V45H170L169 47H171ZM194 46H195V44H194ZM203 46H204V45H203ZM0 47H2V46H0ZM12 47H13V46H12ZM33 47H34V46H33ZM41 47L43 48V44H42ZM57 47H59V46H57ZM62 47H63V46H61V47H59V48H62ZM84 47H85V46H84ZM96 47H97V46H96ZM98 47H99V46H98ZM98 47H97V48H98ZM134 47H135V46H134ZM139 47H140V46H139ZM139 47H138V48H139ZM144 47H145V46H144ZM188 47H189V46H188ZM216 47H217V46H216ZM255 47H256V46H255ZM7 48H8V47H7ZM31 48H32V47H31ZM47 48H48V47H47ZM73 48H74V47H73ZM75 48H76V47H75ZM101 48H102V46H101ZM101 48H100V50H101ZM116 48H117V46H116ZM138 48H137V49H138ZM152 48H153V47H152ZM204 48H205V47H204ZM243 48H244V47H243ZM5 49H6V48H5ZM10 49H11V47H10ZM10 49H8V50H10ZM16 49H17V48H16ZM27 49H28V48H27ZM39 49H40V48H39ZM81 49H82V48H81ZM93 49H94V48H93ZM107 49H108V48H107ZM109 49H110V46H109ZM140 49H141V48H140ZM140 49H139V50H140ZM148 49H149V48H148ZM154 49H155V48H154ZM154 49H153V50H154ZM161 49H162V48H161ZM166 49H167V48H166ZM177 49H178V48H177ZM227 49H228V48H227ZM251 49H252V48H251ZM24 50H25V49H24ZM29 50H30V49H29ZM50 50H51V48H50ZM50 50H49V51H50ZM55 50H56V47L54 48L53 51H55ZM62 50H63V49H62ZM65 50L68 51V49H65ZM65 50H63V51H65ZM100 50H98V52H99ZM102 50H103V48H102ZM164 50H165V49H164ZM173 50H174V48H173ZM184 50H185V49H184ZM186 50H188V49H186ZM212 50H213V49H212ZM228 50H229V49H228ZM228 50H226V51L228 52ZM18 51H19V50H18ZM42 51H43V49H42ZM47 51H48V50H47ZM56 51H59V50H56ZM60 51H61V50H60ZM71 51H72V50H71ZM77 51H78V50H77ZM77 51H76V52H77ZM112 51H113V50H112ZM114 51H115V50H114ZM114 51H113V52H114ZM117 51H118V50L116 49V52H117ZM143 51H144V50H143ZM162 51H163V50H162ZM182 51H183V50H182ZM259 51H261V50H259ZM12 52H13V51H12ZM19 52L21 53L22 51H19ZM23 52H24V51H23ZM31 52H33V51L31 50ZM37 52L39 53V51H37ZM37 52H35V55H37ZM40 52H41V51H40ZM61 52H62V51H61ZM72 52H73V51H72ZM76 52H75V53H76ZM96 52H97V50H96ZM138 52H140V51H138ZM138 52H137V53H138ZM160 52H161V50H160ZM171 52H172V51H171ZM174 52H176V51L174 50ZM183 52L185 53L186 51H183ZM193 52H194V50H193ZM200 52L202 53V51H200ZM205 52H206V50L204 51V53H205ZM245 52H246V49H245ZM16 53H17V52H16ZM20 53H18V54H20ZM28 53H29V51L27 52V54H28ZM46 53H48V52H46ZM79 53H80V52H79ZM85 53H86V52H85ZM150 53H151V52H150ZM155 53H156V52H155ZM172 53H173V52H172ZM181 53H182V52H181ZM181 53L179 52L180 55H181ZM204 53H203V54H204ZM228 53H229V52H228ZM1 54H2V53L0 52V56H1ZM6 54L9 55L8 53H6ZM13 54H14V53H13ZM24 54L26 55V53H24ZM32 54H33V53H32ZM81 54H82V53H81ZM97 54H99V53H97ZM111 54H112V52H110L109 55H111ZM157 54H158V53H157ZM164 54H166V53H164ZM173 54H176V53H173ZM173 54H170V55H173ZM177 54H178V53H177ZM194 54H195V53H194ZM3 55H5V53H3ZM16 55H17V54H16ZM25 55H22V56H25ZM29 55H30V54H29ZM29 55H28V56H29ZM105 55H106V54H105ZM136 55H137V54H136ZM139 55H141V54H139ZM197 55H198V54H197ZM228 55H229V54H228ZM247 55H248V54H247ZM247 55H246V56H247ZM260 55H261V54H260ZM19 56L21 57V55H19ZM31 56H32V55H31ZM33 56H34V55H33ZM45 56H46V55H45ZM52 56H53V55H52ZM73 56H74V55H73ZM82 56H83V55H82ZM82 56H80V58H81ZM96 56H97V55H96ZM96 56H94V58H95ZM100 56H101V55H100ZM102 56H103V55H102ZM137 56H138V55H137ZM156 56H157V55H156ZM190 56H191V55H190ZM201 56H202V55H201ZM203 56H204V55H203ZM203 56H202V58H203ZM53 57H54V56H53ZM69 57H70V56H69ZM104 57H105V56H104ZM104 57H103V58H104ZM107 57H108V56H107ZM159 57H160V56H159ZM170 57H171V56H170ZM175 57H178V56L176 55ZM179 57H180V56H179ZM198 57H200V56L198 55ZM198 57H197V58H198ZM211 57H212V55H211ZM261 57H262V55H261ZM9 58H12V56L9 57ZM21 58H22V57H21ZM28 58H30V57H28ZM34 58H36V56H35ZM74 58H75V57H74ZM84 58H85V57H84ZM132 58H131V59H132ZM135 58H136V57H135ZM137 58H138V57H137ZM145 58H146V57H145ZM147 58H148V57H147ZM154 58H155V56H154ZM162 58H164V57H161V59H162ZM189 58H190V57H189ZM30 59H31V58H30ZM37 59H38V58H37ZM41 59H42V57H41ZM49 59H50V58H49ZM52 59H53V58H52ZM104 59H106V58H104ZM104 59H102V60L104 61ZM148 59H149V58H148ZM150 59H152L151 56H150ZM161 59H160V60H161ZM164 59H165V58H164ZM204 59H206V58H204ZM259 59H260V58H259ZM34 60H35V59H34ZM81 60H82V59H81ZM144 60H145V59H144ZM172 60H174V59H172ZM172 60H171V61H172ZM229 60L231 61V59H229ZM17 61H18V60H17ZM36 61H37V60H36ZM38 61H39V60H38ZM79 61H80V60H79ZM79 61H77V62H79ZM84 61H85V60H84ZM89 61H90V60H89ZM89 61H88V62H89ZM94 61H95V60H94ZM125 61H126V60H125ZM130 61H131V60H130ZM133 61H134V60H133ZM206 61H207V60H206ZM245 61H246V60H245ZM248 61H250V60H248ZM251 61H252V60H251ZM20 62H21V61H20ZM31 62H32V61H31ZM41 62H42V61H40V63H41ZM80 62H82V61H80ZM90 62H91V61H90ZM92 62H93V61H92ZM92 62H91V63H92ZM100 62H101V61L98 62L99 65L103 63V62H102V63H100ZM112 62H113V60H112ZM112 62H111V63H112ZM117 62H118V61H117ZM135 62H136V61H135ZM139 62H140V61H139ZM152 62H153V61H152ZM179 62H180V61H179ZM183 62H184V61H183ZM211 62H212V61H211ZM225 62H226V61H225ZM253 62L255 63V60H254ZM253 62H252V63H253ZM258 62H259V61H258ZM5 63H6V62H5ZM5 63H4V64H5ZM8 63L11 65V63H10L9 61H8ZM8 63H7V64H8ZM13 63L16 64V62H13ZM18 63H19V62H17V65H18ZM46 63H47V62H46ZM54 63H55V62H54ZM84 63H85V62H84ZM84 63H83V64H84ZM95 63H97V62L95 61ZM98 63H97V64H98ZM130 63H131V62H130ZM145 63H146V62H145ZM184 63H185V62H184ZM208 63H209V61H208ZM233 63H234V62H233ZM256 63H257V62H256ZM261 63H263V62H261ZM1 64H2V63H1ZM33 64H34V62H33ZM41 64H42V63H41ZM76 64H77V63H76ZM80 64H81V63H80ZM109 64H110V63H109ZM121 64H122V63H121ZM124 64H125V63H124ZM156 64H157V63H156ZM179 64H180V63H179ZM201 64H202V63H201ZM226 64H227V63H226ZM228 64H229V63H228ZM239 64H240V63H239ZM247 64H249V63H247ZM247 64H246V65H247ZM250 64H251V63H250ZM47 65H48V63H47ZM50 65H51V64H50ZM52 65H53V63H52ZM52 65H51V66H52ZM111 65H112V64H111ZM111 65H110V66H111ZM116 65H117V64H116ZM118 65H119V63H118ZM127 65H128V64H127ZM133 65H134V64H133ZM188 65H189V63H188ZM197 65H199V64H197ZM203 65H204V64H203ZM220 65H221V64H220ZM251 65H252V64H251ZM257 65H258V64H257ZM257 65H256V66H257ZM15 66H16V65H15ZM34 66H35V65H34ZM42 66H45V67H46V64H45V65L42 64ZM55 66H56V65H55ZM55 66H54V67H55ZM73 66H76V65H73ZM78 66H79V65H78ZM88 66H89V65H88ZM91 66H92V64H91ZM131 66H132V65H131ZM135 66H136V65H135ZM137 66H138V65H137ZM158 66H159V65H158ZM189 66H190V65H189ZM226 66H228V65H226ZM235 66H236V65H235ZM239 66H240V65H239ZM256 66H255V67H256ZM0 67H1V66H0ZM19 67H20V66H19ZM58 67H59V66H58ZM84 67H85V66H84ZM101 67H102V65H101ZM104 67H105L106 69L108 68V66H105V64H104L103 68H104ZM125 67H126V66H125ZM128 67H129V65H128ZM155 67H156V66H155ZM192 67H193V66H192ZM206 67H207V65H206ZM206 67L204 66V67H202V68L207 69ZM248 67H249V66H248ZM253 67H254V66H253ZM35 68H36V67H35ZM46 68H48V67H46ZM50 68H52V67H50ZM70 68H71V67H70ZM70 68H69V69H70ZM74 68L76 69V67H74ZM90 68H91V67H90ZM103 68H102V70H103ZM105 68H104V69H105ZM129 68H130V67H129ZM157 68H158V67H157ZM178 68H179V66H178ZM181 68H182V67H181ZM183 68H184V67H183ZM197 68H198V67H197ZM208 68H209V67H208ZM216 68H217V66H216ZM219 68H221V67H219ZM36 69H37V68H36ZM42 69H43V68H42ZM52 69H53V68H52ZM67 69H68V68H67ZM69 69H68V70H69ZM78 69H79V68H78ZM81 69H82V68H81ZM86 69H87V67H86ZM86 69H85V70H86ZM88 69H89V68H88ZM88 69H87V71H88ZM95 69H96V68H95ZM123 69H124V68H123ZM130 69H131V68H130ZM135 69H136V68H135ZM140 69H141V68H140ZM140 69L138 68L137 70L140 71ZM189 69H190V68H189ZM192 69H193V68H192ZM227 69H228V68H227ZM231 69H232V67H231ZM233 69H234V68H233ZM247 69H248V68H247ZM261 69H262V68H261ZM43 70H44V69H43ZM43 70H42V71H43ZM46 70H47V69H46ZM49 70H50V69H49ZM49 70H47V71H49ZM60 70H61V69H60ZM89 70H90V69H89ZM92 70H94V68L91 69V71H92ZM107 70H108V69H107ZM185 70L187 71L186 68H185ZM203 70H204V69H203ZM203 70H201V71H203ZM258 70H259V69H258ZM40 71H41V70H40ZM47 71H45V72H47ZM52 71H53L52 74H49V75H52V76H53L54 78H56V79H59V78H62V79H63V78H65L66 75H67L66 72L62 73V71H59V69L57 70V67H56V69H53ZM73 71L75 72V70H73ZM83 71H84V69L82 70V72H83ZM87 71H85V73H87ZM112 71H113V70H112ZM146 71H147V70H146ZM175 71H176V70H175ZM181 71H182V70H181ZM186 71H185V72H186ZM198 71H199V70H198ZM198 71H196V73H197ZM206 71H207V70H206ZM209 71H210V68H209ZM209 71H208V72H209ZM218 71H219V70H218ZM232 71H233V70H232ZM247 71H248V70H247ZM256 71H257V70H256ZM68 72H69V71H68ZM76 72H77V71H76ZM99 72H100V71H99ZM104 72H105V71H104ZM152 72H153V71H152ZM157 72H158V71H157ZM179 72H180V71H179ZM188 72H189V71H188ZM199 72H200V71H199ZM223 72H225V71L223 70ZM41 73H42V72H41ZM50 73H51V70H50ZM65 73H66V74H65ZM69 73H70V72H69ZM83 73H84V72H83ZM110 73H111V72H110ZM147 73H148V72H147ZM196 73H195V74H196ZM203 73H204V71H203ZM206 73H207V72H206ZM248 73H249V72H248ZM248 73H246V74L248 75ZM255 73H256V72H255ZM73 74H74V73H73ZM78 74H79V73H78ZM96 74H97V73H96ZM159 74H160V73H159ZM172 74H174V73H172ZM199 74H201V73H199ZM208 74H209V73H208ZM217 74H218V73H217ZM222 74H223V73H222ZM222 74H221V75H222ZM240 74H242V72H241ZM253 74H254V73H253ZM41 75H42V74H41ZM71 75H72V73H71ZM71 75H69V76H71ZM81 75H82V74H81ZM83 75H84V74H83ZM90 75H91V74H90ZM144 75H145V74H144ZM174 75H175V74H174ZM218 75H219V74H218ZM254 75H255V74H254ZM256 75H257V74H256ZM256 75H255V76H256ZM5 76H6V75H5ZM10 76H12V75H10ZM52 76H51V77H52ZM69 76H68V77H69ZM76 76H77V74H76ZM117 76H118V75H117ZM119 76H120V75H119ZM119 76H118L117 78H119ZM201 76H203V75H201ZM224 76H225V75H224ZM226 76H227V75H226ZM226 76H225V77H226ZM250 76H251V75H250ZM250 76H248V77H250ZM257 76H259V75H257ZM263 76H264V74H263ZM263 76H261V77H263ZM3 77H4V75H3ZM6 77H7V76H6ZM49 77H50V76H49ZM58 77H59V78H58ZM68 77H67V78H68ZM74 77H75V76H74ZM145 77H146V76H145ZM157 77L159 78V76H157ZM157 77H156V78H157ZM180 77H181V76H180ZM180 77H179V79H180ZM185 77H187V76L185 75ZM185 77H184V75H183L182 78L186 80ZM198 77H199V79H202V78H200V76H198ZM222 77H223V76H222ZM240 77H241V76H240ZM240 77H239V78H240ZM243 77H245V76H243ZM243 77H242V78H243ZM261 77H260V78H261ZM11 78H12V77H11ZM13 78H14V77H13ZM78 78H81V76H80V77L78 76ZM82 78H83V77H82ZM113 78L116 79L115 76H114ZM122 78H123V77H122ZM125 78H126V77H125ZM176 78H178V77H176ZM182 78H181V79H182ZM250 78H252V77H250ZM260 78L257 77V79H260ZM4 79H5V77H4ZM45 79H46V77H45ZM47 79H48V78H47ZM56 79H55V82H56ZM73 79H74V78H73ZM73 79H72V81L75 83V81H74ZM90 79H91V78H90ZM109 79H110V78H109ZM111 79H112V76H111ZM111 79H110V80H111ZM114 79H113V80H114ZM120 79H121V78H120ZM120 79H119V80H120ZM126 79H127V78H126ZM148 79H149V78H148ZM199 79H197V80H199ZM224 79H225V78H224ZM243 79H245V78H243ZM252 79L254 80L255 78L253 77ZM121 80H124V79H121ZM127 80H128V79H127ZM127 80H125V81H127ZM136 80H137V79H136ZM136 80H135V81H136ZM146 80H147V79H146ZM154 80H155V79H154ZM161 80H163V79H161ZM167 80H168V79H167ZM208 80H211V79H208ZM227 80H228V79H227ZM227 80H225V81H227ZM250 80H251V79H250ZM260 80H262V78H261ZM10 81H11V80H10ZM46 81H47V80H46ZM46 81H45V83H46ZM61 81H63V80H61ZM61 81H60V82H61ZM66 81H67V80H66ZM90 81H91V80H90ZM111 81H112V80H111ZM144 81H145V80H144ZM229 81H230V80H228V82H229ZM263 81H264V80H263ZM11 82H12V81H11ZM14 82H15V81H14ZM43 82H44V81H43ZM51 82H53V80H52ZM63 82H65V81H63ZM68 82H70V81H68ZM68 82H66V83L68 84ZM97 82H98V80H97ZM102 82H103V81H102ZM104 82H106V81L104 80ZM108 82H109V81L107 80L106 85H107ZM137 82H139V79H138ZM140 82H141V81H140ZM165 82H166V81H165ZM176 82H177V81H176ZM182 82H183V81H182ZM182 82H180V83H182ZM190 82H191V81H189V83H190ZM207 82H209V81H207ZM211 82H212V80H211ZM217 82H218V81H217ZM221 82H223V78H222ZM228 82H227V83H228ZM250 82H252V81H250ZM3 83H4V81H3ZM17 83H18V82H17ZM20 83H21V82H20ZM22 83H24V82H22ZM49 83H50V82H49ZM70 83H72V82H70ZM78 83H79V82H78ZM78 83H77V84H78ZM124 83L126 84V82H124ZM142 83H143V82H142ZM159 83H160V82H159ZM161 83H162V82H161ZM194 83H195V82H194ZM200 83H201V82H200ZM200 83H199V84H200ZM203 83H204V82H203ZM203 83H202V84H203ZM213 83H215V80L213 81ZM245 83H246V82H245ZM51 84H53V83H51ZM64 84H65V83H64ZM86 84L88 85V83H86ZM86 84H85V85H86ZM104 84H105V83H104ZM115 84H116V83H115ZM115 84H114V85H115ZM166 84H167V83H166ZM177 84H179V83H177ZM182 84H183V83H182ZM199 84H198V85H199ZM206 84H207V83H206ZM233 84H235V83H233ZM46 85H47V84H46ZM59 85H60V84H59ZM59 85H58V86H59ZM61 85H62V84H61ZM92 85H93V83H92ZM114 85H113V86H114ZM120 85H122V87H124V85H123L122 83H121ZM155 85H156V84H155ZM170 85H171V84H170ZM213 85H214V84H213ZM215 85H217V84H215ZM220 85H221V83H220ZM220 85H219V86H220ZM223 85H224V84H223ZM227 85H228V84H227ZM236 85H237V84H236ZM255 85H256V84H255ZM12 86H13V85H12ZM14 86H15V85H14ZM21 86H22V85H21ZM49 86H50V84H49ZM51 86H53V85H51ZM65 86H67V85H65ZM100 86H101V84H100ZM109 86H111V85H109ZM109 86H108V87H109ZM113 86H112L111 88H113ZM117 86H118V85H117ZM203 86H204V84H203ZM211 86H212V84H211ZM262 86H264V85H262ZM262 86H260L258 89L262 88ZM2 87H3V90H4V86H2ZM22 87H23V86H22ZM53 87H54V86H53ZM53 87H52V88H53ZM71 87H72V86H71ZM83 87H84V86H83ZM98 87H99V86H98ZM103 87H104V86H103ZM103 87H102V88H103ZM119 87H120V86H119ZM136 87H137V85H136ZM138 87H139V85H138ZM141 87H142V86H141ZM143 87H144V86H143ZM143 87H142V88H143ZM156 87H157V86H156ZM168 87H169V86H168ZM172 87H173V85L171 86V88H172ZM206 87L208 88L209 86L206 85ZM224 87H225V86H223V88H224ZM252 87H253V86H252ZM54 88H55V87H54ZM56 88H57V87H56ZM61 88H62V87H60L59 89H61ZM66 88L68 89V87H66ZM76 88H77V86H76L74 89H76ZM78 88H79V87H78ZM85 88L87 89V87H85ZM95 88L97 89V86H96ZM100 88H101V87H100ZM115 88H116V87H115ZM124 88H125V87H124ZM134 88H135V87H134ZM144 88H145V87H144ZM158 88H159V86H158ZM184 88H185V87H184ZM211 88H212V87H211ZM214 88H215V87H214ZM228 88H229V86H228ZM1 89H2V88H1ZM22 89L24 90V88H22ZM29 89H30V88H29ZM41 89H42V87H41ZM69 89H70V88H69ZM82 89H83V88H82ZM106 89L108 90V88H106ZM119 89H120V88H119ZM119 89H118V90H119ZM136 89H137V88H136ZM139 89H140V91L142 90L140 87H139ZM155 89L157 90V88H155ZM186 89H187V87H186ZM198 89H199V88H198ZM216 89L219 90L218 88H216ZM216 89H215V90H216ZM225 89H226V88H225ZM254 89H255V88H254ZM262 89H264V88H262ZM3 90H2V92H3ZM26 90H28V89H26ZM45 90H46V89H45ZM55 90H56V89H55ZM62 90H63V88H62ZM80 90H81V89H80ZM101 90H102V89H101ZM115 90H116V89H115ZM118 90H117V92H118ZM124 90H125V89H124ZM134 90H135V89H134ZM134 90H133V91H134ZM215 90H214V91H215ZM9 91H10V88H9ZM11 91H12V89H11ZM30 91H31V90H30ZM34 91H36V90H34ZM49 91H50V89H49ZM51 91H54V90H51ZM74 91H75V90H74ZM81 91H82V90H81ZM86 91H87V90H86ZM92 91H93V90H92ZM102 91H103V90H102ZM108 91H109V90H108ZM108 91H107V93H105V91H104L105 95L108 94ZM122 91H123V90H122ZM136 91H137V90H136ZM163 91H164V90H163ZM193 91H194V90H193ZM196 91H197V90H196ZM223 91H224V90H223ZM225 91H226V90H225ZM227 91H229V89H228ZM242 91H243V90H242ZM248 91H249V90H248ZM5 92H6V91H5ZM41 92H42V91H41ZM82 92H84V90H83ZM117 92H116V93H117ZM141 92H142V91H141ZM147 92H149V91H147ZM160 92H161V91H160ZM167 92H168V91H167ZM181 92H182V91H181ZM188 92H189V91H188ZM199 92H200V91H199ZM205 92H206V91H205ZM210 92H212V91H210ZM220 92H221V91H220ZM253 92H255V91H253ZM257 92H258V91H257ZM263 92H264V91H263ZM16 93H17V92H16ZM28 93H29V92H28ZM37 93H39V92H37ZM44 93H45V92H44ZM44 93H43V94H44ZM47 93H48V92H47ZM47 93H46V94H47ZM49 93H50V92H49ZM66 93H67V92H66ZM69 93H70V92H69ZM69 93H67V94H69ZM78 93H79V92H78ZM78 93L75 92V94H78ZM84 93H85V92H84ZM87 93H88V91H87ZM192 93H193V92H192ZM192 93H191V96H193ZM227 93H228V92H227ZM233 93H234V92H233ZM259 93H261V92H259ZM34 94H35V93H34ZM54 94H56V93L54 92ZM61 94H62V93H61ZM63 94H64V97H65V93H63ZM81 94H83V93H81ZM89 94H90V93H89ZM99 94H100V92H99ZM118 94L121 95L120 92H119ZM125 94H126V91H125ZM131 94H132V92L130 93V95H128V97L131 96ZM195 94H196V92H195ZM197 94H198V92H197ZM252 94H253V93H252ZM257 94H258V93H257ZM4 95H5V93H4ZM69 95H70V94H69ZM84 95H85V94H84ZM100 95H101V94H100ZM135 95H136V94H135ZM189 95H190V92H189ZM202 95H203V94H202ZM211 95H212V94H211ZM245 95H246V94H245ZM253 95H254V94H253ZM262 95H263V94H262ZM22 96H23V94H22ZM37 96H38V95H37ZM43 96H44V95H43ZM79 96H80V93H79ZM102 96H103V95H102ZM137 96H138V95H137ZM179 96H180V95H179ZM179 96L176 97V101H177V99H178ZM223 96H224V95H223ZM225 96H226V95H225ZM230 96H231V95H230ZM234 96H235V95H234ZM234 96H232V97H234ZM249 96H250V95H249ZM256 96H257V95H256ZM258 96H260V95H258ZM263 96H264V95H263ZM263 96H262V97H263ZM5 97H6V96H5ZM38 97H39V96H38ZM66 97H67V96H66ZM66 97H65V100L67 99ZM83 97H84V96H83ZM98 97H99V96H98ZM98 97H97V100H98ZM128 97H127L128 100L132 98V96H131V98H128ZM181 97H182V96H181ZM184 97L186 98V96H184ZM199 97H200V96H199ZM199 97H198V99H200L202 96H201L200 98H199ZM227 97H228L227 99H229V95H228ZM235 97H237V96H235ZM246 97H247V96H246ZM251 97H252V95H251ZM35 98H36V97H35ZM41 98H43V97H41ZM94 98H95V97H94ZM94 98H92V99H94ZM124 98H125V97H123V100H124ZM155 98H156V97H155ZM182 98H183V97H182ZM185 98H184V99H185ZM194 98H195V97H194ZM196 98H197V96H196ZM221 98H222V96H221ZM223 98H224V97H223ZM223 98H222V99H223ZM238 98H239V97H238ZM241 98H242V97H241ZM11 99H12V98H11ZM27 99H28V97H27ZM27 99H26V101H27ZM39 99H40V98H37V100H39ZM48 99H49V98H48ZM54 99H55V98H54ZM69 99H70V98H69ZM109 99H110V98H109ZM109 99H107V101H108ZM145 99H146V98H145ZM153 99H154V98H153ZM170 99H171V98H170ZM170 99L168 98V100H170ZM186 99H187V98H186ZM201 99H202V98H201ZM218 99H220V98H217V101H216V100H215V101L218 102ZM230 99H231V97H230ZM242 99H243V98H242ZM255 99H256V98H255ZM7 100H8V99H7ZM51 100H53V99H51ZM104 100H106V99H104ZM111 100H113V99L111 98ZM128 100H127V101H128ZM155 100H156V99H155ZM161 100L164 101L165 99L163 98V99H161ZM173 100H174V99H173ZM178 100H179V99H178ZM181 100H183V99H181ZM187 100H188V99H187ZM194 100H195V99H194ZM223 100H224V99H223ZM225 100H226V99H225ZM260 100H261V99H260ZM31 101H32V100H31ZM34 101H35V100H34ZM41 101H42V100H41ZM43 101H46V99L43 100ZM53 101H54V100H53ZM114 101L116 102V100H114ZM134 101H135V100H134ZM136 101H137V100H136ZM144 101H145V100H144ZM174 101H175V100H174ZM185 101H186V100H185ZM188 101H189V100H188ZM188 101H187V102H188ZM197 101H198V100H197ZM200 101H201V100H199V102H200ZM211 101H213V100H210L209 102L212 103ZM215 101H214V102H215ZM229 101H230V100H229ZM234 101H235V100H234ZM28 102H29V101H28ZM35 102H36V101H35ZM88 102H89V101H88ZM104 102H105V101H104ZM111 102H112V101H111ZM150 102H151V100H150ZM152 102H153V101H152ZM167 102H168V101H167ZM171 102H172V99H171ZM189 102H190V101H189ZM192 102H193V101H192ZM205 102H206V101H205ZM220 102H221V101H220ZM220 102H219V103H220ZM223 102H225V101H223ZM223 102H222V105H223ZM242 102H243V101H241L240 103H242ZM244 102H245V101H244ZM255 102H256V103H259V102H261V101L258 102V100H257V101H255ZM40 103H41V102H39V104H40ZM44 103H46V102H44ZM51 103H52V101H51ZM51 103H50V104H51ZM66 103H67V102H66ZM69 103H70V102H69ZM96 103H98V101H97ZM96 103L94 102V103H92V104H96ZM101 103H102V102H101ZM101 103H100V104H101ZM124 103H125V101H124ZM135 103L138 105L137 102H135ZM145 103H146V102H144V105H145ZM156 103H157V102H156ZM156 103H155V105H156ZM162 103H164V102H162ZM165 103H166V101H165ZM169 103H170V101H169ZM190 103H191V102H190ZM200 103H201V102H200ZM206 103H207V102H206ZM231 103H234V102H231ZM237 103H239V102H237ZM248 103H249V102H248ZM262 103H263V102H261V104H262ZM19 104H21V102H20ZM53 104H56V103H53ZM67 104H68V103H67ZM90 104H91V102H90ZM92 104H91V105H92ZM103 104H104V103H103ZM113 104H114V102H113ZM127 104H128V103H127ZM129 104H132V103H129ZM153 104H154V102H153ZM153 104H151V105H153ZM179 104H181V103H179ZM188 104H189V103H187V105H188ZM196 104H197V103H196ZM208 104H209V103H208ZM235 104H236V103H235ZM263 104H264V103H263ZM263 104H262V105H263ZM98 105H99V104H98ZM109 105H110V104H109ZM148 105H150L149 102H148ZM157 105L159 106V104H157ZM174 105H175V102L173 103V106H174ZM211 105H212V104H211ZM217 105H219V104H216V106H217ZM249 105H251V103H250ZM252 105H253V104H252ZM27 106H28V105H27ZM44 106H45V105H44ZM47 106H48V105H47ZM50 106H51V105H50ZM57 106H58V105H57ZM86 106H87V105H85V106H83V107H86ZM114 106H116V105L114 104ZM142 106H143V105H142ZM162 106H163V105H162ZM178 106H179V105H178ZM178 106H177V107H178ZM181 106H182V108H183V105H181ZM188 106H189V105H188ZM207 106L211 107L210 105H206V107H207ZM212 106H213V105H212ZM40 107H41V106H40ZM60 107H61V106H60ZM60 107H59V108H60ZM97 107H98V106H97ZM117 107H122V106H117ZM117 107H116V108H117ZM123 107H125V104H124ZM126 107H128V105H127ZM126 107H125V108H126ZM130 107H133V106L130 105ZM152 107H153V106H152ZM184 107H185V106H184ZM213 107L215 108V106H213ZM249 107H250V106H249ZM253 107H254V106H253ZM256 107L258 108L259 105H258V106H255V108H256ZM260 107H261V106H260ZM32 108H33V107H32ZM66 108H68V107L66 106ZM76 108H77V107H76ZM78 108H79V107H78ZM87 108H88V107H87ZM95 108H96V107H95ZM100 108H101V107H100ZM106 108H108V107H107V104H106ZM112 108H113V107H111V109H112ZM125 108H124V109H125ZM134 108H135V105H134ZM138 108H139V107H138ZM138 108H137V109H138ZM154 108H155V106H154ZM189 108H190V107H189ZM191 108H192V107H191ZM202 108H203V107H202ZM204 108H205V107H204ZM227 108H229V107L227 106ZM243 108H244V107H243ZM255 108H253V109H255ZM64 109H65V108H64ZM64 109L61 108V109H58V110H64ZM71 109H72V108H71ZM117 109H118V108H117ZM121 109H122V108H121ZM126 109H127V108H126ZM131 109H132V108H131ZM135 109H136V108H135ZM208 109H209V108H208ZM225 109H226V108H225ZM230 109H231V108H230ZM250 109H251V108H250ZM262 109H264V107H263ZM24 110H25V109H24ZM35 110H36V109H35ZM56 110H57V109H56ZM56 110H55V111H56ZM83 110H84V109H83ZM127 110H128V109H127ZM127 110H126V111H127ZM140 110H141V108H140ZM156 110H157V109H156ZM159 110H160V108H159L157 111H159ZM161 110H162V109H161ZM179 110H180V109H179ZM179 110H178V112H179ZM183 110H184V109H183ZM183 110H181V111H183ZM193 110H194V109H193ZM204 110H205V109H204ZM231 110H232V109H231ZM233 110H234V109H233ZM233 110H232V112H233ZM240 110H241V109H240ZM243 110H244V109H243ZM248 110H249V109H248ZM11 111H12V110H11ZM33 111H34V108H33ZM41 111H43V110H41ZM41 111H40V112H41ZM55 111H54V112H55ZM66 111H68V109H67ZM96 111H97V110H96ZM105 111H106V109H105ZM112 111H113V110H112ZM118 111H119V110H118ZM132 111H133V110H132ZM132 111L130 110V112H132ZM144 111H145V110H144ZM151 111H152V110H151ZM211 111H212V109H211ZM254 111H255V110H254ZM254 111L252 110V113H253ZM259 111H260V109H259ZM24 112H27V111H24ZM35 112H36V111H35ZM113 112H114V111H113ZM134 112H135V111H134ZM139 112H140V111H139ZM153 112H154V111H153ZM167 112H168V110H167ZM174 112H175V111H174ZM178 112H177V113H178ZM192 112H193V111H192ZM213 112H214V111H213ZM213 112H211V113H213ZM245 112H246V111H245ZM67 113H69V112H67ZM101 113H102V111H101ZM101 113H100V114H101ZM105 113H106V112H105ZM116 113H117V112H116ZM172 113H173V112H172ZM177 113H176V114H177ZM193 113H194V112H193ZM198 113H200V111H199ZM215 113H216V112H215ZM255 113H256V112H255ZM259 113H260V112H259ZM13 114H14V112H13ZM56 114H57V113H55V115H56ZM70 114H71V113H70ZM78 114L80 115V113H78ZM81 114H82V113H81ZM95 114H96V113H95ZM112 114H113V113H112ZM112 114H111V115H112ZM114 114H115V113H114ZM125 114H127V113H125ZM151 114H153V113H151ZM158 114H159V113H158ZM173 114H174V113H173ZM183 114H184V113H183ZM188 114H189V111H188ZM188 114H187V115H188ZM216 114H217V113H216ZM218 114H219V113H218ZM226 114H227V113H226ZM226 114H225V116L222 114V115H223L222 118H223V117H226ZM234 114H235V113H234ZM238 114H239V113H238ZM240 114H241V113H240ZM247 114H248V116H249V113H248V112H247ZM247 114H246V115H247ZM253 114H254V113H253ZM263 114H264V113H263ZM37 115H40V114H37ZM76 115H77V114H76ZM89 115H90V114H89ZM103 115H105V114H103ZM128 115H129V114H128ZM131 115H132V114H130L129 116H131ZM133 115H134V114H133ZM170 115H171V114H170ZM193 115H195V113H194ZM207 115H208V114H207ZM207 115H206V117H204V118H207V117H208ZM229 115H230V114H229ZM231 115H232V114H231ZM258 115H259V114H258ZM261 115H262V113H261ZM261 115H260V116H261ZM87 116H88V115H87ZM87 116H85V117H87ZM106 116H107V115H106ZM113 116H114V115H113ZM113 116H111V117H113ZM121 116H122V115H121ZM125 116H126V115H125ZM134 116H135V115H134ZM140 116H141V115H140ZM159 116H160V115H159ZM166 116H167V119H169V118H168V115H166ZM178 116H179V115H178ZM181 116H182V115H181ZM212 116H213V115H212ZM215 116H216V115H215ZM243 116H245V114H244ZM253 116H254V115H252V118H253ZM263 116H264V115H263ZM1 117H2V116H1ZM23 117H24V116H23ZM27 117H28V114H27ZM39 117H40V116H39ZM55 117H56V116H55ZM99 117H100V116H99ZM99 117H97L96 119H98ZM103 117H104V116H103ZM108 117H109V116H108ZM119 117H120V116H119ZM119 117L115 116L116 120H117V118H119ZM156 117H157V116H156ZM164 117H165V116H164ZM173 117H175V116L173 115ZM193 117H194V116H193ZM227 117H228V116H227ZM229 117H233V116H229ZM236 117H239V116H237V114H236ZM246 117H247V116H246ZM14 118H15V117H14ZM52 118H53V116H52ZM75 118H76V117H75ZM80 118H83V117H80ZM135 118H138V117H137V114H136ZM135 118H134V119H135ZM153 118H154V117H153ZM195 118H196V117H195ZM195 118H194V119H195ZM198 118H199V117H198ZM210 118H211V115H210ZM215 118H216V117H215ZM217 118H218V116H217ZM222 118H219V119H222ZM243 118H244V117H243ZM248 118H249V117H248ZM252 118H251V121L253 120ZM55 119H56V118H55ZM55 119H54V121H56ZM73 119H74V118H73ZM83 119H84V118H83ZM88 119H89V118L87 117V120H88ZM90 119H92V118H90ZM127 119H128V118H127ZM151 119H152V118H151ZM151 119H149V120L152 121ZM161 119H163V118H161ZM161 119H159L160 121H159V120H158V121L161 122ZM165 119H166V118H165ZM173 119H174V118H173ZM175 119H176V118H175ZM179 119H180V118H179ZM179 119H177V120H179ZM184 119H185V118H184ZM190 119H191V118H190ZM190 119H188V121H189ZM192 119H193V118H192ZM194 119H193V120H194ZM207 119H208V118H207ZM207 119H206V122H208ZM226 119H227V118H226ZM229 119H230V118H229ZM244 119H245V118H244ZM244 119H243V120L241 119L242 122L244 121ZM249 119H250V118H249ZM249 119H248V121H250ZM263 119H264V118H263ZM12 120H13V119H12ZM16 120H18V119H15V121H16ZM59 120H60V119H59ZM74 120L76 121V119H74ZM108 120H109V119H108ZM113 120H114V118H113ZM129 120H130V122H131L132 119H129ZM140 120H141V119H140ZM144 120H145V119H144ZM149 120H148V121H149ZM154 120H157V119H154ZM154 120H153V121H154ZM177 120H176V121H177ZM210 120H212V118H211ZM210 120H209V121H210ZM15 121H14V122H15ZM45 121H46V120H45ZM60 121H61V120H60ZM70 121H71V120H70ZM77 121H78V119H77ZM79 121H80V120H79ZM82 121H83V120H82ZM91 121H92V120H91ZM93 121H94V120H93ZM96 121H97V120H96ZM100 121L102 122V120H100ZM100 121H99V122H100ZM110 121H111V120H110ZM120 121H121V120H120ZM132 121H133V120H132ZM181 121H182V120H181ZM184 121H186V120H184ZM190 121H191V120H190ZM190 121H189V122H190ZM217 121H218V120H217ZM217 121H216V122H217ZM228 121H229V120H228ZM231 121H232V120H231ZM238 121H239V120H238ZM238 121H237V122H238ZM259 121H260V119H259ZM263 121H264V120H263ZM26 122H27V121H26ZM29 122H30V121H29ZM29 122H28V123H29ZM35 122H36V121H35ZM71 122H72V121H71ZM89 122H90V121H89ZM103 122H105V121H103ZM115 122H116V121H115ZM127 122H128V120H127ZM130 122H129V124H130ZM136 122H137V121H136ZM168 122H169V121H168ZM191 122H192V121H191ZM191 122H190V123H191ZM194 122H196V121H194ZM202 122H204V121H202ZM235 122H236V121H235ZM244 122H245V121H244ZM38 123H39V122H38ZM40 123H41V121H40ZM49 123H50V122H49ZM74 123H76V122H74ZM74 123H73V124H74ZM111 123H112V122H111ZM148 123H149V122H148ZM150 123L152 124V122H150ZM157 123H158V122H157ZM164 123H165V122H164ZM172 123H173V122H172ZM172 123H171V124H172ZM184 123H185V122H184ZM186 123H187V122H186ZM252 123H253V122H252ZM261 123H262V121H261ZM12 124H13V123H12ZM100 124H101V123H100ZM107 124L109 125L110 122L107 123ZM154 124H156V123H154ZM181 124H182V123H181ZM197 124H199V122H197ZM197 124H195V125L197 126ZM200 124H201V123H200ZM205 124H206V123H205ZM205 124H204V125H205ZM208 124H209V122H208ZM213 124H214V121H213L212 125H213ZM216 124H217V123H216ZM253 124H254V123H253ZM255 124H256V123H255ZM255 124H254V125H255ZM258 124H259V123H258ZM263 124H264V123H263ZM13 125H14V124H13ZM40 125H41V124H40ZM101 125H102V124H101ZM140 125H141V124H140ZM157 125H158V124H157ZM167 125H170V123L167 124ZM206 125H207V124H206ZM206 125H205V126H206ZM246 125H247V124H246ZM246 125H245V126H246ZM251 125H252V124H250V126H251ZM34 126H35V125H34ZM50 126H51V125H50ZM64 126H65V125H64ZM76 126H77V125H76ZM138 126H139V125L135 126V127H136V129H134L135 132L137 131V129H138V130L140 129V128H138ZM145 126L148 127V125H145ZM145 126H144V127H145ZM163 126H164V124H163ZM213 126H214V125H213ZM227 126H228V125H227ZM255 126H256V125H255ZM258 126H259V125H258ZM91 127H92V126H91ZM98 127H99V126H98ZM98 127H96V128H98ZM121 127H122V126H121ZM144 127H143V128H144ZM151 127H152V126H151ZM151 127H149V128H151ZM156 127H157V126H156ZM156 127H154L155 130L157 129ZM167 127H169V126H167ZM181 127H182V126H181ZM209 127H210V126H209ZM224 127H225V125H224ZM247 127L249 128V126H247ZM35 128H36V127H35ZM107 128H108V127H107ZM133 128H134V127H132V129H133ZM162 128H164V127H162ZM184 128H185V126H184ZM190 128H192V126H191ZM190 128H189V129H190ZM253 128H254V126H253ZM253 128H252V129H253ZM43 129H44V128H43ZM60 129H61V128H60ZM63 129H65V128H63ZM66 129H67V128H66ZM100 129H101V128H100ZM109 129H110V128H109ZM109 129H107V131H108ZM181 129H182V128H181ZM208 129H209V128H208ZM217 129H218V128H217ZM225 129H226V128H225ZM255 129H256V128H255ZM257 129H258V128H257ZM257 129H256V130H257ZM263 129H264V128H263ZM37 130H38V127H37ZM44 130H45V129H44ZM85 130H86V128H85ZM98 130H99V129H98ZM101 130H103V129H101ZM110 130H111V129H110ZM145 130L147 131V128H146V127L144 128V132H145ZM153 130H154V129H153ZM153 130H152V131H153ZM159 130H161V129H159ZM159 130H158V131H159ZM176 130H177V129H176ZM179 130H180V129H179ZM185 130H186V128H185ZM191 130H193V129H191ZM194 130H195V129H194ZM194 130H193V131H194ZM196 130H197V128H196ZM215 130H216V129H215ZM245 130H246V129H245ZM59 131H60V130H59ZM63 131H64V130H63ZM80 131H81V130H80ZM91 131H92V130H91ZM91 131H87V132L84 131L83 134H84V133H85V134H86V133H89V132H91ZM165 131H166V130H165ZM180 131H181V130H180ZM186 131H187V130H186ZM188 131H190V130H188ZM188 131H187V132H188ZM210 131H212V130H210ZM213 131H214V130H213ZM221 131H222V130H221ZM247 131H248V130H247ZM250 131H251V129H250L248 132H250ZM260 131H262V130L260 129ZM108 132H109V131H108ZM130 132L132 133V130H131ZM133 132H134V131H133ZM137 132H138V131H137ZM144 132H143V133H144ZM147 132H148V131H147ZM161 132H162V131H161ZM161 132H160V133H161ZM178 132H179V131H178ZM181 132H182V131H181ZM183 132H184V131H183ZM223 132H224V131H222V133H223ZM245 132H246V131H245ZM245 132H243V133H245ZM252 132H253V131H252ZM101 133H102V132L100 131V136H101ZM153 133H154V134H153ZM164 133H165V132H164ZM167 133H168V132H167ZM167 133H165V134H167ZM169 133H170V132H169ZM169 133H168V135H169ZM190 133H191V132H190ZM194 133H195V132H194ZM199 133L202 134V132H199ZM199 133H197V131H196V135L199 134ZM213 133H214V132H213ZM233 133H234V132H233ZM240 133H241V132H240ZM263 133H264V132H263ZM62 134H63V133H62ZM73 134H74V133H73ZM83 134H82V135H83ZM95 134H96V133H95ZM105 134H106V133H105ZM107 134H109V133H107ZM122 134H123V133H122ZM147 134H148V133H147ZM161 134H162V133H161ZM176 134H178V133H176ZM187 134H188V133H187ZM252 134L254 135V132H253ZM255 134H256V133H255ZM43 135H44V134H43ZM58 135H59V134H58ZM70 135H72V134H70ZM96 135H97V134H96ZM103 135H104V133L102 134V136H103ZM133 135H134V134H133ZM139 135H141V134L139 133ZM145 135H146V132L144 133L143 137H144ZM149 135H151V133H150ZM152 135H156L155 132H152ZM163 135H164V134H162V136H163ZM168 135H165V136L167 137ZM214 135H215V133H214ZM93 136H94V135H93L92 132H91L90 137H93ZM98 136H99V134H98ZM100 136H99V137H100ZM105 136H106V135H105ZM115 136H116V134H115ZM125 136L127 137L128 135H125ZM131 136H132V134H131ZM131 136H130V134H129V137H131ZM187 136H188V135H187ZM187 136H186V138H187ZM208 136H209V135H208ZM237 136H238V134H237ZM256 136H257V135H256ZM45 137H46V136H45ZM56 137H57V136H56ZM56 137H55V138H56ZM58 137L61 138V136H58ZM64 137H65V136H64ZM70 137H72V136H70ZM99 137H98V138H99ZM133 137H134V136H133ZM143 137H142V138H143ZM148 137H149V136H148ZM160 137H161V136H160ZM160 137H159V138H160ZM179 137H180V136H179ZM179 137H178V138H179ZM198 137H199V135H198ZM209 137H210V136H209ZM212 137H213V136H212ZM214 137L217 138V135L214 136ZM234 137H235V136H234ZM258 137H260V136L258 135ZM95 138L97 139V137L94 136L93 140H96ZM109 138H110V137H109ZM136 138H137V136H136ZM146 138H147V137H146ZM153 138H154V136H153ZM175 138H176V137H175ZM190 138H191V137H190ZM242 138H243V137H242ZM244 138H245V137H244ZM253 138H254V137H253ZM42 139H43V138H42ZM56 139H57V138H56ZM56 139H55V140L53 139L54 142L56 141ZM61 139H62V138H61ZM134 139H135V138H133V139L131 138V140H134ZM143 139H144V138H143ZM143 139H141V140H143ZM156 139H157V138H156ZM163 139H164V138H163ZM202 139H203V138H202ZM0 140H1V139H0ZM63 140H64V139H62V141H63ZM68 140H69V139H68ZM68 140H67V141H68ZM109 140H110V139H109ZM116 140H117V138H116ZM141 140H140V141H141ZM148 140H149V139H148ZM157 140H158V139H157ZM157 140H155V142H156ZM168 140L170 141V139H168ZM180 140H181V139H180ZM188 140H191V139H188ZM195 140H196V139H195ZM195 140H194V141H195ZM210 140H211V139H210ZM220 140H221V139H220ZM220 140H219V141H220ZM224 140H226V139H224ZM240 140H241V139H239V141H238L239 143L241 142ZM242 140H243V139H242ZM74 141H75V140H74ZM106 141H107L108 143H110V141H108V140H106ZM122 141H123V140H122ZM122 141H121V142H122ZM140 141H138V144H139ZM144 141H145V139H144ZM158 141H159V140H158ZM158 141H157V142H158ZM160 141H162V140H160ZM165 141H167V140H165ZM174 141H175V140H174ZM174 141H173V142H174ZM178 141H179V140H178ZM186 141H187V139H186ZM204 141H206V140H204ZM211 141H213V140H211ZM219 141H218V142H219ZM243 141H244V140H243ZM248 141H249V139H248ZM49 142H51V140H49L48 143H49ZM64 142H65V141H64ZM112 142H113V141H112ZM121 142H120V143H121ZM157 142H156V143H157ZM167 142H168V141H167ZM173 142H171L172 144H171V143H170V144L174 146ZM184 142H185V141H184ZM188 142H189V141H187V143H188ZM192 142H193V141H192ZM225 142H226V141H225ZM238 142H237V143H238ZM68 143H70V142H68ZM99 143H100V140H99ZM101 143H102V141H101ZM124 143H125V141H124ZM131 143H132V142H131ZM140 143H141V142H140ZM144 143H145V142H144ZM150 143H151V138H150ZM178 143H179V142H178ZM180 143H182V142H180ZM187 143H185L183 146L185 147V145H186ZM190 143H191V142H190ZM208 143H209V142H208ZM228 143H229V142H228ZM230 143H231V142H230ZM232 143H233V142H232ZM249 143H250V142H249ZM255 143H256V142H255ZM51 144H52V143H51ZM103 144H104V143H103ZM106 144H107V143H106ZM110 144H111V143H110ZM113 144H114V143H113ZM126 144H128V143H126ZM126 144H125V145H126ZM148 144H149V143H148ZM160 144H161V143H160ZM160 144L158 145L159 147L161 146ZM166 144H167V143H166ZM196 144H197V143H196ZM218 144H219V143H218ZM251 144H252V143H251ZM251 144H250V145H251ZM263 144H264V143H263ZM45 145H46V143L43 145V147H44ZM49 145H50V144H49ZM71 145H72V144H71ZM95 145H96V144H95ZM104 145H105V144H104ZM134 145H135V144H134ZM149 145H150V144H149ZM151 145H152V143H151ZM156 145H157V144H156ZM179 145H180V144H179ZM181 145H182V144H181ZM188 145H189V144H188ZM212 145H214V143H211V146H212ZM231 145H232V144H231ZM241 145H243V144H241ZM247 145H248V144H247ZM259 145H260V142H259ZM53 146H55V144H54ZM99 146H100V145H99ZM101 146H102V144H101ZM115 146H116V144H115ZM141 146H142V145H141ZM165 146H166V145H165ZM165 146H164V147H165ZM194 146H195V145H194ZM205 146H206V145H205ZM211 146H210V148H211ZM243 146H244V145H243ZM46 147L48 148V146H46ZM55 147H57V146H55ZM55 147H54V148H55ZM109 147H110V146H109ZM109 147H106V148H109ZM136 147H138V146H136ZM139 147H140V146H139ZM139 147H138V149H139ZM164 147H163V148H164ZM167 147H168V145H167ZM167 147H166V148H167ZM177 147H178V146H177ZM177 147H176V148H177ZM187 147H188V146H187ZM192 147H193V146H192ZM196 147H197V146H196ZM198 147H199V145H198ZM198 147H197V148H198ZM206 147H207V146H206ZM212 147H214V146H212ZM224 147H225V145H224ZM235 147H236V146H235ZM235 147H234V148H235ZM244 147H245V146H244ZM251 147H252V146H251ZM44 148H45V147H44ZM49 148H50V146H49ZM54 148H53V149H54ZM63 148H64V146H63ZM71 148H72V147H71ZM71 148H70V150H71ZM88 148H89V147H88ZM91 148H92V146H91ZM95 148H96V147H95ZM115 148L118 149V147H115ZM153 148H154V147H153ZM160 148H161V147H160ZM160 148H159V149H160ZM178 148H179V147H178ZM193 148H194L195 151H196V148H195V147H193ZM199 148H200V147H199ZM203 148H204V147H203ZM215 148H216V146H215ZM227 148H228V146H227L225 149H227ZM232 148H233V146H232ZM232 148H231V149H232ZM242 148H243V147H242ZM246 148H247V146H246ZM252 148H253V147H252ZM261 148H262V147H261ZM50 149L52 150V148H50ZM102 149H103V148H102ZM110 149H114V148H111V147H110ZM132 149H133V148H132ZM136 149H137V148H136ZM141 149H142V148H141ZM141 149H140V150H141ZM149 149H151V147H150ZM167 149H168V148H167ZM186 149H187V148H186ZM194 149H193V150H194ZM200 149H201V148H200ZM204 149H205V148H204ZM217 149H218V148H217ZM43 150H44V149H43ZM46 150H49V149H46ZM107 150H108V149H107ZM107 150H105V151H107ZM123 150H124V149H123ZM123 150H121V151H123ZM133 150H134V149H133ZM154 150H155V149H154ZM170 150H171V149H170ZM177 150H180V149H177ZM182 150H183V149H182ZM190 150H191V149H190ZM193 150H191V151L194 152V154H195V153H196V154L199 153V152H195V151H193ZM205 150L207 151V149H205ZM227 150H228V149H227ZM236 150H237V149H235V151H236ZM238 150H239V149H238ZM243 150H244V148H243ZM252 150H253V149H252ZM254 150H255V149H254ZM260 150H261V149H260ZM55 151H56V150H55ZM82 151H83V150H82ZM82 151H81V152H82ZM99 151H100V150H99ZM99 151H98V152H99ZM103 151H104V149H103ZM103 151H102V152H103ZM108 151H111V150H108ZM130 151H131V150H130ZM137 151H139V150H137ZM151 151H153V149H152ZM151 151H150L149 153H151ZM175 151H176V149H175ZM184 151H185V148H184L183 152H184ZM191 151H190V152H191ZM197 151H199V150L197 149ZM202 151H203V150H202ZM202 151L200 150V153H201ZM215 151L218 152V150H215ZM215 151H213V152H215ZM220 151H221V150H220ZM233 151H234V150H233ZM245 151H247V153H246L247 155H248V152L251 153V151H249V149H248V150L245 149ZM255 151H256V150H255ZM255 151H254V152H255ZM9 152H10V151H9ZM26 152H27V150H26ZM42 152H43V151H42ZM52 152H53V151H52ZM83 152H84V151H83ZM86 152H87V151H86ZM89 152H90V151H89ZM242 152H243V151H242ZM242 152H241V154H242ZM261 152H262V151H261ZM6 153H7V151H6ZM6 153H4V154H6ZM10 153H11V152H10ZM71 153H72V152H71ZM87 153H88V152H87ZM87 153H86V154H87ZM96 153H97V151H96ZM108 153H109V152H108ZM112 153H113V152H112ZM112 153H111V155H112ZM120 153H121V152H120ZM120 153H119V155H120ZM129 153H132V152H129ZM129 153H128V154H129ZM139 153L141 154V152H139ZM149 153H148V155H149ZM187 153H189V149H187ZM204 153H205V151H204ZM209 153H210V152H208V154H209ZM236 153H237V151H236ZM26 154H27V153H26ZM69 154H70V151H69ZM77 154H78V153H77ZM79 154H80V153H79ZM142 154H143V153H142ZM169 154H170V153H169ZM169 154H166V155L168 156ZM172 154H173V153H172ZM180 154H182V153H180ZM185 154H186V153H185ZM205 154H206V153H205ZM205 154H204V155H205ZM208 154H206V155H208ZM216 154H217V153H216ZM251 154H253V153H251ZM251 154H249V155H251ZM262 154H263V153H261V155H262ZM13 155H14V154H13ZM119 155H118V156H119ZM135 155H136V154H135ZM137 155H139V154H137ZM146 155H147V154H146ZM146 155H145V156H146ZM187 155H189V154H187ZM190 155L193 156V154H190ZM228 155H229V154H228ZM228 155H227V157L230 156V155H229V156H228ZM236 155H237V154H236ZM238 155H239V153H238ZM243 155H244V154H243ZM259 155H260V154H259ZM261 155H260V156H261ZM48 156H50V155L48 154ZM70 156H71L70 158H73L72 155H70ZM78 156H79V155H77V158H78ZM93 156H94V155H93ZM101 156H102V155H101ZM122 156H123V155H122ZM155 156H156V155H155ZM159 156H160V155H159ZM177 156H178V154H177ZM202 156H203V154L201 155V157H202ZM210 156H211V155H210ZM233 156H235V154H234ZM239 156H240V155H239ZM239 156H237V157H239ZM260 156H258V157H260ZM263 156H264V155H263ZM263 156H261V157H263ZM80 157H81V156H80ZM83 157H84V156H83ZM83 157H81V158H82V161H83V159L89 158V157H87V155H86L84 158H83ZM90 157H91V156H90ZM96 157H97V156H96ZM98 157H99V156H98ZM143 157H144V156H143ZM186 157H187V156H185V158H186ZM189 157H191V156H189ZM194 157H195V155L193 156V158H194ZM201 157H200V159H202ZM206 157H207V156H206ZM225 157H226V156H225ZM225 157H223V158H225ZM235 157H236V156H235ZM41 158H43V157H41ZM51 158H52V157H51ZM74 158H76V157H74ZM118 158H119V157H118ZM131 158H132V157H131ZM135 158H136V157H135ZM144 158H145V157H144ZM160 158H161V156H160ZM176 158H177V157H176ZM176 158H175V159H176ZM185 158L183 157V159H185ZM211 158H212V157H211ZM223 158H222V159H223ZM255 158H257V157H255ZM13 159H14V158H13ZM58 159H59V158H58ZM61 159H63V158L61 157ZM61 159H60V160H61ZM65 159H66V158H65ZM78 159H80V158H78ZM78 159H77V160H78ZM89 159H90V158H89ZM100 159H101V158H100ZM109 159H110V158H109ZM109 159H108V160H109ZM119 159H120V158H119ZM119 159H118V160H119ZM163 159H164V158H163ZM163 159H162V160H163ZM167 159H168V158H167ZM167 159H166V160H167ZM186 159H187V158H186ZM188 159H189V158H188ZM200 159H198V160L200 161ZM212 159H213V158H212ZM232 159H235V160H236V158H232ZM239 159H240V158H239ZM250 159H251V158H250ZM263 159H264V158H263ZM4 160H5V159H4ZM45 160H46V159H45ZM60 160H58V161H60ZM66 160H68V159H66ZM102 160H103V159H102ZM114 160H115V159H114ZM157 160H158V158H157ZM168 160H170V159H168ZM168 160H167L166 162H168ZM172 160H174V159H172ZM172 160L169 161V162H172ZM225 160H226V159H225ZM228 160H229V159H228ZM235 160H234V161H235ZM242 160H243V158H242ZM244 160H246V162H247V160H248V161H251V160H249V156H248V159H244ZM252 160H253V159H252ZM41 161H42V159H41ZM41 161H40V163H41ZM55 161H56V160H55ZM75 161H76V160H75ZM75 161H74V163H72L73 161H72V162H69V163H71L72 165L75 164V167H76L77 164H76ZM104 161H105V160H103V162H104ZM153 161H154V159H153ZM155 161H156V160H155ZM184 161H186V160H184ZM192 161H193V159H192ZM204 161H205V160H204ZM204 161H203V162H204ZM206 161H207V160H206ZM206 161H205V162H206ZM208 161H209V160H208ZM210 161H211V160H210ZM210 161H209V162H210ZM218 161H219V160H218ZM218 161H217V162L215 161V163H218ZM232 161H233V160H232ZM237 161H238V160H237ZM256 161H258V160H256ZM1 162H2V161H1ZM45 162L47 163V162H51V161H48V160H47V161H45ZM77 162H78V161H77ZM79 162H81V161H79ZM84 162H85V161H84ZM86 162H89V161L86 160ZM97 162H98V161H97ZM97 162H96V163H97ZM103 162H102V163H103ZM105 162H106V161H105ZM117 162H121V161H117ZM156 162H158V161H156ZM166 162H165V163H166ZM189 162H190V161H189ZM189 162H187V163H189ZM195 162H197V161H194V164H196ZM201 162H202V161H201ZM205 162H204V163H205ZM211 162H213V161H211ZM211 162H210V163H211ZM226 162H228V161H226ZM241 162H242V161H240V163H241ZM246 162H245V163H246ZM3 163H4V161H3ZM7 163H10V162H7ZM12 163H13V162H12ZM46 163H45V164H46ZM62 163H63V162H62ZM67 163H68V162H67ZM67 163H66V164H67ZM121 163H122V162H121ZM124 163H126V162L124 161ZM184 163L186 164V162H184ZM199 163H200V162H199ZM199 163H198L199 167H197V166H196V167L200 169V166H202L204 163H203V164L201 163L202 165H200ZM210 163H208V164H210ZM215 163H214V165H215ZM222 163H224V162H222ZM222 163H218V165H217V164H216V165L219 166V164H222ZM245 163H244V164H245ZM251 163H252V162H251ZM256 163H257V162H256ZM259 163H260V165L262 166L263 161H262V164H261V162H259ZM1 164H2V163H1ZM5 164H6V163H5ZM32 164H34V162H33ZM42 164H43V163H42ZM45 164H44V165H45ZM48 164H49V163H48ZM56 164H57V163H56ZM63 164H64V163H63ZM63 164H62V165H63ZM89 164H90V163H89ZM108 164H109V163H108ZM119 164H120V163H119ZM143 164H144V163H143ZM174 164H175V163H174ZM176 164H177V163H176ZM176 164H175V165H176ZM180 164H183V163H180ZM208 164L206 165V167H208ZM46 165H47V164H46ZM49 165H50V164H49ZM49 165H47V166H49ZM51 165H52V164H51ZM51 165H50L49 167H51ZM58 165H59V164H58ZM124 165H125V164H124ZM160 165H161V163H160ZM214 165H213V167H214ZM222 165H223V164H222ZM222 165H221V166H222ZM224 165H225V163H224ZM227 165H228V164H227ZM227 165H225V166H227ZM235 165H238V164L236 163ZM254 165H255V164H254ZM0 166H1V165H0ZM3 166H4V165H2V167H3ZM8 166H10V165H8ZM17 166H18V165H17ZM52 166H53V165H52ZM59 166H60V165H59ZM67 166H68V165H67ZM73 166H74V165H73ZM79 166H80V165H79ZM93 166H94V165H93ZM93 166H92L91 168H88L87 171H84V172H87V173H88V170L94 169ZM104 166H105V165H104ZM106 166H107V165H106ZM117 166L119 167V165H117ZM117 166H116V167H117ZM154 166H156V165H154ZM158 166H159V165H157V168H158ZM203 166H205V164H204ZM217 166H216V167H217ZM230 166H231V165H230ZM255 166H256V165H255ZM2 167H1V168H2ZM14 167H15V166H14ZM40 167H42V166H40ZM107 167H108V166H107ZM122 167H123V166H122ZM144 167H145V166H144ZM162 167H163V166H162ZM168 167H169V165H168ZM168 167H167V168H168ZM173 167H174V166H172L171 168H173ZM176 167H178V166L176 165ZM209 167H210V166H209ZM231 167H232V166H231ZM231 167H230V168H231ZM262 167H264V166H262ZM5 168H6V166H5ZM12 168H13V167H12ZM17 168H18V167H17ZM17 168H16V169H17ZM42 168H43V167H42ZM53 168H55V167H53ZM53 168H52V169H53ZM56 168H57V167H56ZM56 168H55V171H56ZM61 168H63V167L61 166ZM76 168H77V167H76ZM78 168H79V167H78ZM80 168H81V167H80ZM108 168H109V167H108ZM110 168H111V167H110ZM151 168H153V167H150V169H151ZM160 168H161V167H160ZM164 168H166V167L164 166ZM171 168H169L170 171L172 170ZM189 168H190V166H188V169H189ZM193 168H194V167H192V171L195 170V169H193ZM203 168H204V167H203ZM211 168H212V167H211ZM232 168L235 169L234 166H233ZM248 168H249V167H248ZM254 168H256V167H254ZM3 169H4V167H3ZM3 169H1V170H3ZM13 169H14V168H13ZM65 169H66V168H65ZM67 169H68V168H67ZM72 169H73V168H72ZM81 169H84V168H81ZM98 169H99V167H98ZM112 169H113V168H112ZM116 169H117V168H115V171H116ZM162 169H163V168H162ZM199 169H198V170H199ZM226 169H228V168L225 167V170H226ZM236 169H237V167H236ZM257 169H258V168H257ZM257 169H256V170H257ZM1 170H0V171H1ZM17 170H19V169H17ZM85 170H86V169H85ZM96 170H97V169H96ZM104 170H105V169H104ZM106 170H108V169H106ZM113 170H114V169H113ZM151 170H154V168L151 169ZM176 170H178V169H176ZM176 170H175V171H176ZM179 170H180V169H179ZM181 170H182V169H181ZM183 170H184V169H183ZM185 170H186V168H185ZM204 170H205V169H204ZM214 170H215V168H214ZM216 170H217V169H216ZM221 170H222V168H221ZM259 170H260V169H259ZM12 171L15 172V169L12 170ZM12 171H11V172H12ZM19 171H20V170H19ZM19 171H17V172H19ZM51 171H52V170L50 169V172H51ZM75 171H77V170H75ZM102 171H103V170H102ZM102 171H101V172H102ZM109 171H110V170H109ZM157 171H158V170H157ZM160 171H161V170H160ZM168 171H169V170H168ZM201 171H202V170H201ZM201 171H200V172H201ZM210 171H212V170H210ZM217 171H219V169H218ZM229 171H231V170H229ZM261 171H263L262 168H261ZM6 172H7V171H6ZM42 172H43V171H42ZM46 172H47L46 174L49 173V171H46ZM56 172H57V171H56ZM56 172H54V169H53V173H56ZM62 172H63V171H62ZM161 172H162V171H161ZM165 172H167V171H165ZM173 172H174V171H173ZM173 172H171V173L173 174ZM185 172H186V171H185ZM185 172H184V173H185ZM187 172H188V170H187ZM204 172H207V171L205 170ZM220 172H221V171H220ZM220 172H219V173H220ZM233 172H234V170H233ZM237 172H238V171H237ZM24 173H25V172H24ZM43 173H45V172H43ZM64 173H66V172H64ZM69 173H70V172H69ZM71 173H72V172H71ZM74 173L76 174V172H74ZM82 173H83V172H82ZM87 173H86V174H87ZM107 173H108V172H107ZM113 173H114V171H113ZM167 173H168V172H167ZM167 173H165V174L168 176ZM176 173H177V171H176ZM176 173H175L174 175H176ZM178 173H179V171H178ZM190 173H191V171H190ZM197 173H198V172H197ZM207 173H208V172H207ZM214 173H215V172H214ZM219 173H218V175H219ZM221 173H222V172H221ZM235 173H236V172H235ZM238 173H239V172H238ZM7 174H8V172H7ZM56 174H58V173H56ZM60 174H62V173H60ZM72 174H73V173H72ZM86 174L84 173L83 175L86 176ZM94 174H95V173H94ZM94 174H93V175H94ZM96 174H99V172L96 173ZM161 174H162V173H161ZM181 174H182V173H181ZM191 174H192V173H191ZM210 174H211V173H210ZM215 174H217V173H215ZM225 174H226V173H225ZM225 174H224V175H225ZM236 174H237V173H236ZM4 175H5V174H4ZM51 175H52V174H51ZM51 175H48V176L51 177ZM78 175H80V174H78ZM83 175H80V176H83ZM91 175H92V173H91ZM100 175H101V174H100ZM114 175H115V173H114ZM150 175H153V174H150ZM174 175H173V176H174ZM229 175H230V174H229ZM229 175H227L228 178H229ZM231 175H233V174H231ZM53 176H54V175H53ZM55 176H57V175H55ZM55 176H54V177H55ZM70 176H71V175H70ZM89 176H90V175H89ZM97 176H98V175H97ZM109 176H110V175H109ZM161 176H163V175H161ZM186 176H187V174H186ZM191 176H192V175H191ZM194 176H195V175H194ZM199 176H200V174H199ZM238 176H240V175H238ZM253 176H254V175H253ZM262 176H263V175H262ZM11 177H13V176H9V178H11ZM43 177H44V176H43ZM49 177H46V178L48 179ZM61 177H63V176H61ZM64 177H65V175H64ZM68 177H69V176H68ZM71 177H72V176H71ZM87 177H88V176H87ZM111 177L113 178V176H111ZM146 177H147V176H146ZM169 177H170V176H169ZM182 177H183V176H182ZM182 177H180V179H181ZM189 177H190V176H189ZM196 177H198V176H196ZM200 177H201V176H200ZM209 177H210V176H209ZM230 177H231V176H230ZM235 177H236V175H235ZM235 177H234V178H235ZM9 178H8V179H9ZM78 178H79V176H78ZM84 178H85V177H84ZM95 178H96V177H95ZM99 178H100V177H99ZM119 178H122V177H119ZM125 178H127V177H125ZM157 178H159V177H157ZM163 178H165V176H163ZM171 178H172V177H171ZM194 178H195V177H194ZM201 178H202V177H201ZM234 178H233V179H234ZM257 178H258V177H257ZM257 178H255V180H256ZM261 178H263V177L260 176V179H261ZM0 179H3V178H0ZM58 179L60 180V177H59ZM64 179H65V178H64ZM73 179H74V178H73ZM79 179H80V178H79ZM81 179H82V178H81ZM96 179H97V178H96ZM100 179H101V178H100ZM100 179H97V180H100ZM117 179H118V176H117ZM122 179H123V178H122ZM143 179H144V178H143ZM148 179H149V178H148ZM155 179H156V178H155ZM161 179H162V177H161ZM168 179H169V178H168ZM168 179H167V181H168ZM187 179H188V178H187ZM195 179H196V178H195ZM203 179H204V178H203ZM224 179H226V178H224ZM230 179H231V178H230ZM250 179H251V178H250ZM260 179H259V180H260ZM5 180H6V179H5ZM10 180H11V179H10ZM74 180H75V179H74ZM114 180H115V179H114ZM197 180H198V179H197ZM200 180H201V179H200ZM220 180H221V179H220ZM226 180H228V179H226ZM237 180H239V179H237ZM240 180H241V179H240ZM243 180H244V179H243ZM243 180H242V182L245 181V180H244V181H243ZM251 180H252V179H251ZM1 181H2V180H1ZM77 181H78V180H77ZM79 181H80V180H79ZM81 181H82V180H81ZM155 181H156V180H154V182H155ZM163 181H164V179H163ZM170 181H171V180H170ZM182 181H183V180H182ZM184 181H185V179H184ZM187 181H188V180H187ZM189 181H190V180H189ZM195 181H196V180H195ZM204 181H205V180H204ZM208 181H210V180L207 179V182H208ZM211 181H212V180H211ZM211 181H210V182H211ZM229 181L231 182V180H229ZM229 181H228V182H229ZM248 181H249V180H248ZM262 181H263V179H262ZM3 182L5 183V181H3ZM11 182H12V181H11ZM59 182H60V181H59ZM61 182H63V181H61ZM64 182H65V181H64ZM70 182H71V181H70ZM101 182H102V180H101L99 183H101ZM125 182H127V181H125ZM141 182H143V181H141ZM173 182H174V181H173ZM176 182H177V181H176ZM176 182H175V183H176ZM196 182H197V181H196ZM233 182H234V180H233ZM249 182L251 183V182H253V181H249ZM255 182H256L255 184H257L258 181H255ZM6 183H7V182H6ZM67 183H68V182H67ZM72 183H73V182H72ZM75 183H76V181H75ZM114 183H116V182H114ZM130 183H131V182H130ZM133 183H135V182H133ZM136 183L139 184V182H136ZM152 183H153V182H152ZM198 183H199V182H198ZM211 183H212V182H211ZM246 183H248V182L246 181ZM258 183H259V182H258ZM261 183H262V182H261ZM51 184H52V183H51ZM61 184H63V183H61ZM65 184H66V182H65ZM118 184H121V183H118ZM140 184H141V183H140ZM140 184H139V185H140ZM150 184H151V183H150ZM154 184H155V183H154ZM162 184H163V182H162ZM181 184H182V183H181ZM187 184H189V183H187ZM196 184H197V183H196ZM196 184H195V185H196ZM200 184H201V183H200ZM225 184H226V183H225ZM227 184H229V183H227ZM251 184H252V183H251ZM253 184H254V183H253ZM52 185H53V184H52ZM66 185H67V184H66ZM98 185H100V184H98ZM145 185H146V183H145ZM167 185H168V184H167ZM174 185H175V184H174ZM198 185H199V184H198ZM206 185H207V184H206ZM262 185H264V184H262ZM2 186H4V185H2ZM2 186H1V187H2ZM59 186H62V185H59ZM67 186H69V185H67ZM67 186H65V187H67ZM71 186H72V185H71ZM71 186H69V188H70ZM102 186H103V184H102ZM160 186H161V185H160ZM193 186H194V185H193ZM202 186H203V184H202ZM204 186H205V185H204ZM214 186H215V185H214ZM214 186H213V187H214ZM219 186H223V184H222V185H219ZM226 186H227V185H226ZM254 186H255V185H254ZM256 186H258V185H256ZM73 187H75V186H73ZM131 187H132V186H131ZM134 187H135V186H134ZM144 187H145V186H144ZM150 187H151V185H150ZM154 187H155V186H154ZM162 187H163V185H162ZM177 187H178V186H177ZM63 188H64V187H63ZM67 188H68V187H67ZM71 188H72V187H71ZM75 188H76V187H75ZM98 188H99V186H98ZM139 188H140V186H139ZM164 188H165V187H164ZM170 188H171V187H170ZM172 188H173V187H172ZM193 188H194V187H193ZM195 188H196V186H195ZM223 188H224V186H223ZM223 188H222V189H223ZM240 188H241V187H240ZM250 188H251V187H250ZM252 188H253V187H252ZM252 188H251V189H252ZM261 188H262V186H261ZM263 188H264V187H263ZM263 188H262V189H263ZM140 189H141V188H140ZM143 189H144V188H143ZM146 189H147V188H146ZM149 189H150V188H149ZM159 189H160V187H159ZM159 189H158V190H159ZM162 189H163V188H162ZM173 189H174V188H173ZM186 189H187V188H186ZM215 189H216V188H215ZM225 189H226V188H225ZM235 189H236V187H235ZM257 189H258V188H257ZM0 190H1V189H0ZM126 190H127V189H126ZM129 190H130V194H131L133 191H131L132 189H130V188L128 189V191H129ZM133 190H134V189H133ZM150 190H151L150 192L153 193L152 188H151ZM228 190H229V189H228ZM259 190H261V189H259ZM259 190H258V191H259ZM128 191H126L125 193H127ZM134 191H135V190H134ZM138 191H139V190H138ZM190 191H191V190H190ZM222 191H223V190H221V192H222ZM255 191H257V190H255ZM184 192H186V191H184ZM207 192H208V191H207ZM221 192H220V194H221ZM237 192H238V191H237ZM125 193H124V194H125ZM134 193H135V192H134ZM134 193H133V194H134ZM145 193H147V191H145ZM145 193H144V194H145ZM157 193H158V192H156V194H157ZM168 193H169V192H168ZM186 193H187V192H186ZM234 193H235V192H234ZM253 193H254V192H253ZM259 193H260V192H259ZM263 193H264V192H263ZM130 194H129V195H130ZM147 194H148V193H147ZM153 194H154V193H153ZM160 194H161V193H160ZM174 194H175V193H174ZM197 194H198V192H197ZM216 194H217V193H216ZM222 194H224V192H223ZM154 195H155V194H154ZM158 195H159V194H158ZM158 195H157V196H158ZM206 195H209V194H206ZM7 196H8V195H7ZM9 196H10V195H9ZM125 196L127 197L126 199H129V198H128L129 196H127V195H125ZM130 196H132V194H131ZM171 196H172V195H171ZM222 196H223V195H222ZM1 197H2V196H1ZM132 197H133V199H134V195H133ZM132 197H130V198H132ZM143 197H144V196H143ZM155 197H156V196H155ZM158 197H159V196H158ZM158 197H157V198H158ZM161 197L163 198L162 195H161ZM215 197H216V195H215ZM4 198H6V196H5ZM123 198H124V195H123ZM162 198L159 197L157 200L162 199ZM174 198L176 199V197H174ZM196 198H197V197H196ZM213 198H214V194H213ZM261 198H262V197H261ZM10 199H11V198H10ZM133 199H131V201H129V203H130V202L132 203V200H133ZM140 199H141V198H140ZM168 199H169V198H168ZM207 199H208V198H207ZM263 199H264V198H263ZM0 200H1V199H0ZM8 200H9V199H8ZM117 200H118V199H117ZM129 200H130V199H129ZM164 200H165V199H164ZM164 200H163V201H164ZM189 200H192V198L189 199ZM234 200H236V199H234ZM12 201H13V200H12ZM118 201H119V200H118ZM126 201H127V200H126ZM142 201H143V200H142ZM183 201H185V200H183ZM202 201H203V200H202ZM205 201H206V200H205ZM236 201H237V200H236ZM240 201L242 202V200H240ZM116 202H117V201H116ZM116 202H115V203H116ZM140 202H141V201H140ZM168 202H170V201H168ZM258 202H259V201H258ZM5 203H6V201H5ZM5 203H4V204H5ZM11 203H12V202H11ZM124 203L126 204L125 201H124ZM129 203H128V204H129ZM153 203H154V202H153ZM162 203H163V202H162ZM187 203H188V202H187ZM187 203H186V204H187ZM242 203H243V202H242ZM253 203H254V202H253ZM260 203H261V202H260ZM262 203H264V202L262 201ZM12 204H13V203H12ZM116 204H117V203H116ZM118 204H119V203H118ZM125 204H124V205H125ZM156 204H157V202H156ZM159 204H160V203H159ZM159 204H158V205H159ZM190 204H191V203H190ZM233 204H235V203H233ZM246 204H248V203H246ZM249 204H250V202H249ZM251 204H252V202H251ZM254 204H255V203H254ZM10 205H11V204H10ZM124 205H123V206H124ZM135 205H136V202H135ZM166 205H167V203H166ZM199 205H200V204H199ZM236 205H237V204H236ZM240 205H242V204H240ZM240 205H239V206H240ZM1 206H2V205H1ZM1 206H0V207H1ZM5 206H6V205H5ZM24 206H25V205H24ZM130 206H131V208H133L134 205L132 206V204H131V205L129 204V207H130ZM138 206H140V203H139ZM138 206H137V207H138ZM147 206H148V205H147ZM149 206H150V205H149ZM153 206H154V205H153ZM160 206H161V205H160ZM164 206H165V205H164ZM219 206H220V205H219ZM247 206L250 207L249 205H247ZM247 206H246V207H247ZM22 207H23V206H22ZM126 207H127V206H126ZM157 207H158V206H157ZM157 207H156V208H157ZM224 207H225V206H224ZM234 207H235V206H234ZM253 207H255V206H253ZM258 207L260 208V206L257 205V208H258ZM9 208H10V206H9ZM11 208H12V207H11ZM11 208H10V209H11ZM13 208H14V207H13ZM121 208H123V207L121 206ZM144 208H145V207H144ZM153 208H155V207H152V209H153ZM183 208H184V207H183ZM185 208H186V207H185ZM211 208L213 209V207H211ZM214 208H215V207H214ZM251 208H252V207H251ZM6 209H7V207H6ZM124 209H125V207H124ZM133 209H134V208H133ZM146 209H147V207H146ZM157 209H158V208H157ZM163 209H164V207H163ZM170 209H171V208H170ZM212 209H211V210H212ZM254 209H255V208H254ZM16 210H17V209H16ZM129 210H131V209H129ZM134 210H136V209H134ZM139 210H140V209H139ZM153 210H154V209H153ZM168 210H169V209H168ZM171 210H172V209H171ZM174 210H175V209H174ZM183 210H184V209H183ZM183 210H182V212H183ZM186 210H187V209H186ZM249 210H250V209H248V211H249ZM258 210H259V209H258ZM8 211H9V210H8ZM10 211H12V210H10ZM124 211H125V210H124ZM131 211H132V210H131ZM148 211H149V209L147 210V212H148ZM150 211H151V210H150ZM158 211H159V209H158ZM161 211H162V210H161ZM193 211H194V210H193ZM213 211H214V210H213ZM248 211H247V212H248ZM250 211H251V210H250ZM250 211H249V212H250ZM252 211H253V210H252ZM256 211H257V210H256ZM24 212H25V211H24ZM112 212H113V211H112ZM121 212H122V211H121ZM144 212H145V211H144ZM154 212H155V211H154ZM154 212H153V213H154ZM164 212H165V211H164ZM164 212H163V213H164ZM186 212H188V210H187ZM218 212H219V211H218ZM218 212H217V213H218ZM220 212H221V211H220ZM261 212H262V211H261ZM10 213H11V212H10ZM119 213H120V212H119ZM129 213H130V212H129ZM134 213H135V212H134ZM153 213H152V214H153ZM159 213H160V212H158V213L156 212V214H159ZM177 213H178V212H177ZM194 213H195V212H194ZM253 213H254V212H253ZM262 213H263V212H262ZM12 214H13V213H12ZM147 214H150V213L148 212ZM152 214H151V215H152ZM156 214H155V215H156ZM164 214H165V213H164ZM168 214H169V213H168ZM220 214H221V213H220ZM260 214H261V213H260ZM120 215H121V214H120ZM126 215H127V214H126ZM136 215H137V214H136ZM180 215H181V214H180ZM180 215H179V216H180ZM188 215H190V214H188ZM261 215H263V214H261ZM24 216H25V215H24ZM123 216H124V215H123ZM123 216H122V217H123ZM146 216H147V215H146ZM157 216H158V215H157ZM160 216H162V215H160ZM168 216H171V215H168ZM172 216H174V215H172ZM177 216H178V215H177ZM184 216H185V215H184ZM246 216H248V218H249V215H246ZM118 217H121V216H118ZM134 217H135V216H134ZM134 217H132V218H134ZM152 217L154 218V215H153ZM152 217H151V218H152ZM155 217H156V216H155ZM163 217H164V216H163ZM257 217H258V215H257ZM129 218H130V217H128V219H129ZM145 218H146V217H145ZM145 218H144V219H145ZM147 218H148V217H147ZM198 218H199V217H198ZM252 218H253V217H252ZM252 218H251V219H252ZM254 218H255V217H254ZM260 218H261V217H260ZM19 219H20V218H19ZM134 219H135V218H134ZM134 219H132V220L135 221ZM141 219H142V218H141ZM149 219H150V218H149ZM157 219H159V218L157 217ZM163 219H165V221L168 222V220H166V219H168V218H165V217H164ZM176 219H177V218H176ZM183 219H184V218H183ZM209 219H210V218H209ZM225 219H226V218H225ZM249 219H250V218H249ZM20 220H21V219H20ZM117 220H118V219H117ZM125 220H127V219H125ZM155 220H156V219H155ZM160 220H162L161 217H160ZM177 220H178V219H177ZM185 220H187V219H185ZM189 220H190V219H189ZM9 221H10V220H9ZM22 221H23V220H22ZM123 221H124V220H123ZM130 221H131V220H130ZM130 221H129V222H130ZM148 221H149V220H148ZM148 221H147V222H148ZM10 222H11V221H10ZM118 222H119V221H118ZM126 222L128 223V221H126ZM137 222H138V221H137ZM140 222H141V221H140ZM162 222H163V220H162ZM166 222H165V223H166ZM170 222H171V221H170ZM182 222H183V221H182ZM187 222H188V221H187ZM224 222H225V221H224ZM257 222H258V221H257ZM0 223H1V222H0ZM121 223H122V222H121ZM135 223H136V222H135ZM151 223H153V222H151ZM156 223H157V225H158L159 221H157ZM156 223H155V225H156ZM206 223H207V222H206ZM206 223H205V224H206ZM218 223H219V222H218ZM251 223H252V221H251ZM5 224H6V223H5ZM5 224H4V226H5ZM128 224H129V223H128ZM138 224H140V223H138ZM142 224H143V221H142ZM146 224H147V227H148V226H149L148 223H145L144 226H146ZM197 224H198V223H197ZM219 224H220V223H219ZM222 224H223V223H222ZM239 224H240V223H239ZM249 224H250V223H249ZM255 224H256V223H255ZM258 224H259V222H258ZM133 225H134V224H132V226H133ZM136 225H137V224H136ZM153 225H154V224H153ZM153 225H152V228H155V227H153ZM161 225L163 226L164 224L161 223L160 226H161ZM167 225H169V223H167ZM183 225H184V224H183ZM195 225H196V224H195ZM215 225H216V224H215ZM256 225H257V224H256ZM124 226H126V225H124ZM129 226H131V225L129 224ZM139 226H141V225H139ZM162 226H161V227H162ZM164 226H165V225H164ZM174 226H176V225H174ZM185 226H186V225H185ZM191 226H192V225H191ZM247 226H248V225H247ZM253 226H254V224H253ZM253 226H252V227H253ZM120 227H121V226H120ZM126 227H128V226H126ZM135 227H136V226H135ZM157 227H159V226H157ZM176 227H177V226H176ZM219 227H220V226H219ZM256 227H258V226H256ZM256 227H255V228H256ZM123 228H124V227H123ZM148 228H149V227H148ZM168 228H170V227H168ZM192 228H193V227H192ZM208 228H209V226H208ZM222 228H225V227H222ZM227 228H228V227H227ZM246 228H247V227H246ZM246 228H245V229H246ZM253 228H254V227H253ZM166 229H167V228H166ZM166 229L164 228L163 230H166ZM179 229H180V228H179ZM228 229H229V228H228ZM231 229H232V228H231ZM152 230H154V229H152ZM156 230H158V234H159V230H161V229H156ZM167 230H170V229H167ZM180 230H181V229H180ZM229 230H230V229H229ZM247 230H248V229H247ZM249 230H251V229H249ZM255 230H256V229H255ZM257 230H258V229H257ZM154 231H155V230H154ZM184 231H185V230H184ZM191 231H192V229H191ZM242 231H243V230H242ZM144 232L146 233V231H144ZM144 232H143V233H144ZM245 232H246V231H245ZM152 233H153V232H152ZM152 233H151L150 235H153ZM165 233H167V231H166ZM170 233H171V232H170ZM177 233H179V232L177 231ZM180 233H182V232L180 231ZM190 233H191V232H190ZM199 233H200V232H199ZM243 233H244V232H243ZM155 234H156V233H155ZM155 234H154V235H155ZM174 234H175V233H174ZM202 234H203V233H202ZM245 234H246V233H245ZM145 235H146V234H145ZM161 235H162V234H161ZM165 235H167V234H165ZM172 235H173V234H172ZM133 236H134V235H133ZM136 236H137V235H136ZM143 236H144V234H143ZM143 236H142V238H144ZM168 236H169V235H168ZM173 236H174V235H173ZM176 236H177V235H176ZM180 236H181V235H180ZM190 236H192V235H190ZM256 236H257V235H256ZM157 237H160V236L157 235ZM192 237H193V236H192ZM201 237H202V236H201ZM203 237H204V236H203ZM213 237H215V236H213ZM129 238H131V237H129ZM134 238H135V236H134ZM142 238H141V239H142ZM160 238H161V237H160ZM170 238H172V236H171ZM170 238H169V239H170ZM173 238H174V237H173ZM179 238H180V237H179ZM188 238H189V236H188ZM193 238H194V237H193ZM221 238H222V237H221ZM233 238L235 239V237H233ZM236 238H237V237H236ZM250 238H252V237H250ZM255 238H256V237H255ZM158 239H159V238H158ZM161 239H162V238H161ZM167 239H168V238H167ZM237 239H238V238H237ZM135 240H136V238H135ZM135 240H134V241H135ZM148 240H149V239H148ZM154 240H155V239H154ZM156 240H157V239H156ZM156 240H155V241H156ZM165 240H166V239H165ZM172 240H173V239H172ZM184 240H185V239H184ZM241 240H243V239H241ZM256 240H258V239H256ZM256 240H255V241H256ZM127 241H128V240H127ZM134 241H133V243H134ZM139 241H140V240H139ZM152 241H153V239H152ZM159 241H161V240H159ZM203 241H205V240H203ZM218 241H219V239H218ZM218 241H217V242H218ZM137 242H138V241H137ZM192 242H195V241L193 240ZM196 242H197V244L200 243V242L198 243V241H196ZM242 242H243V241H242ZM242 242H241V244L244 243V242H243V243H242ZM138 243H139V242H138ZM150 243H151V242H150ZM163 243H164V242H163ZM218 243H219V242H218ZM255 243H256V242H255ZM152 244H153V243H152ZM158 244H159V243H158ZM165 244H166V243H165ZM190 244H191V243H190ZM194 244H195V243H194ZM257 244H258V243H257ZM153 245H154V244H153ZM156 245H157V243H156ZM159 245H161V244H159ZM167 245H168V244H167ZM173 245H174V244H173ZM176 245H177V244L175 243V246H173V247H177ZM182 245H183V244H182ZM185 245L187 246L188 244L185 243ZM199 245H200V244H199ZM221 245L223 246V243H222ZM227 245H228V244H227ZM140 246H141V247H147V246L143 245L142 243H140ZM164 246L166 247V245H164ZM202 246H203V245H202ZM219 246H220V245H219ZM258 246H259V245H258ZM149 247H150V246H149ZM161 247H162V246H161ZM170 247H171V246H170ZM170 247H168V248H170ZM181 247H182V246H181ZM188 247H190V246H188ZM216 247H217V246H216ZM252 247H253V246H252ZM152 248H154V247H152ZM152 248H151V249H152ZM158 248H159V247H158ZM158 248H157V249H158ZM162 248H163V247H162ZM166 248H167V247H166ZM168 248H167V249H168ZM192 248H194V247H192ZM221 248H222V247H221ZM224 248H225V247H224ZM238 248H239V247H238ZM254 248H255V247H254ZM256 248H257V247H256ZM163 249H164V248H163ZM170 249H171V248H170ZM177 249H178V248H177ZM211 249H212V248H211ZM160 250H161V248H159V251H160ZM205 250H206V249H205ZM212 250H213V249H212ZM249 250H250V249H249ZM256 250H257V249H256ZM258 250H259V249H258ZM145 251H146V250H145ZM148 251L150 252V250H148ZM155 251H156V250H155ZM173 251H174V250H173ZM175 251H176V248H175ZM179 251H180V250H179ZM183 251H184V250H183ZM215 251H216V250H215ZM253 251H254V250H253ZM161 252H163V251H161ZM164 252H165V251H164ZM164 252H163V253H164ZM168 252H169V251H168ZM168 252H167V255H168ZM158 253H159V252H158ZM173 253H174V252H173ZM178 253H179V252H178ZM190 253H191V252H190ZM201 253H202V252H201ZM221 253H223L222 250H221ZM241 253H242V252H241ZM245 253H247V252H245ZM250 253H251V252H250ZM149 254H150V253H149ZM165 254H166V253H165ZM219 254H220V253H219ZM184 255H185V253H184ZM190 255H192V254H190ZM190 255H189V256H190ZM194 255H195V253H194ZM204 255H205V254H204ZM234 255H235V254H234ZM172 256H173V254H172ZM182 256H183V255H182ZM198 256H199V255H198ZM260 256H261V255H260ZM162 257H164V256H162ZM162 257H161V258H162ZM165 257H166V256H165ZM169 257H170V256H169ZM178 257H179V256H178ZM202 257H203V256H202ZM247 257H248V256H247ZM159 258H160V257H159ZM171 258H172V257H171ZM187 258H189V257H187ZM197 258H199V257H197ZM217 258H218V257H217ZM220 258H221V257H220ZM222 258H223V257H222ZM251 258H252V257H251ZM167 259H168V258H167ZM178 259H180V257H179ZM200 259H202L201 256H200ZM242 259H243V258H242ZM259 259H261V258L259 257ZM263 259H264V256H263ZM164 260H166V259H164ZM169 260H170V259H169ZM169 260H167V261H169ZM176 260H177V259H176ZM195 260H196V259H195ZM205 260H207V259H205ZM237 260H238V259H237ZM261 260H262V259H261ZM159 261H160V260H159ZM167 261H164V262L167 263ZM174 261H175V260H174ZM180 261L182 262V261H185V260H184V258H183V260H180ZM193 261H194V260H193ZM203 261H204V260H203ZM177 262H178V261H177ZM187 262H188V261H187ZM187 262H186V263H187ZM189 262H190V260H189ZM189 262H188V263H189ZM196 262H199L198 259H197ZM234 262H235V261H234ZM253 262H254V261H253ZM253 262H252V263H253ZM258 262H259V261H258ZM165 263H164V264H165ZM171 263H172V262H171V260H170V264H171ZM178 263L180 264V262H178ZM182 263H183V262H182ZM186 263H185V264H186ZM204 263H205V262H204ZM206 263H208V261H207ZM209 263H210V262H209ZM218 263H220V262H218ZM218 263H217V264H218ZM260 263H261V262H260ZM183 264H184V263H183ZM190 264H193V263L190 262ZM194 264H196L195 261H194ZM200 264H201V262H200ZM240 264H242V263H240ZM257 264H258V263H257ZM262 264H263V262H262Z\"/></svg>",
  "mask_w": 264,
  "mask_h": 264
}]
</instances>
